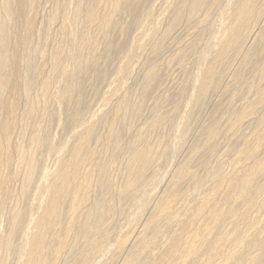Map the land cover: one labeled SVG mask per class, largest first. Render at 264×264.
I'll return each mask as SVG.
<instances>
[{
	"label": "bare ground",
	"instance_id": "bare-ground-1",
	"mask_svg": "<svg viewBox=\"0 0 264 264\" xmlns=\"http://www.w3.org/2000/svg\"><path fill=\"white\" fill-rule=\"evenodd\" d=\"M62 1V0H61ZM81 1V0H80ZM90 1V0H89ZM88 1V2H89ZM101 0H92V2H90L88 4V2L86 1L87 5H85L86 3L82 4V1L80 3H76L77 7L73 10H75L73 12V14L71 12H67V14L71 13L72 14V20L76 21V23L79 21L80 25H76L73 27L68 28L69 32L66 33V35H68L66 42H69V40H71L69 43L72 45L69 47L71 48L68 49L69 51L72 52V59L74 58L75 64H71L69 65L68 63H64V59L61 58V56L58 57H54V61L58 67V72L61 73L62 75H65L66 80L63 83H59V84H54V82L56 80L57 77L53 78L54 82L49 79H44L43 81H41V88H38V90L41 89V93L47 94L46 97H48V95H50V93L53 92V96L55 97V99H57V102H59V104L61 103L62 106H57L54 107L56 109L55 110V117H60V119L62 118L61 116H64L65 118H67L66 121H68V123L72 126V129H76L75 127L79 126L81 127L83 124V120H82V113L81 109L79 110V108L85 103L89 104L87 102V100L85 99V97H83L82 95H78V88L80 86L81 80L80 77L83 75H88L90 73H95L98 75H100L102 72H99V67L97 66V62H98V58L100 57H109V55L107 56L104 52H102V54H98V52L96 51L97 49L95 48V51H88L87 55L84 54V49L88 47L87 44L89 43L90 40L93 39V37H91V25L93 24V28H94V24H97L99 26V28L101 27H108V26H116L118 25V14L120 13L121 15V11H126L129 14H134L136 13V11L138 10V6L144 1V0H105L106 4H100ZM162 1V0H161ZM171 1V0H170ZM169 1V2H170ZM173 4L170 2L169 4L175 5L172 10H171V14H170V20L168 22L167 27H165V33L163 31V36L167 35L166 37H168L170 34V32L172 30H174V28L176 27V25L180 22V19H182V7H184L186 9V16L189 19L192 18H197V15L199 13V11L202 10V7L204 6V4L206 3V0H172ZM208 4L214 6L211 8V6L206 7V12L202 15L201 13V22L203 21H208V19L211 17V9L215 8V6H218V8L216 7L215 10L217 12H220L221 16V20L223 19V17H226L230 20V22L225 25H221L222 27L220 28V32H219V36L216 37V35L214 36L215 38H211V42H209L210 44L207 47V50L202 52L199 54V61L201 63V65L203 64V62L209 57V54H207L208 52L210 53V55L213 57L212 58V62L215 64L219 63V64H223L225 65L224 67H227L226 65L230 62V54H232L233 56L236 55L239 56L240 58L237 59L239 61V63H235L238 65V67L233 68V74L230 76L232 77V83H237V85H245L247 87H249L250 82L248 83L246 80V78H244L245 73H249L250 70L254 67L255 68H259L260 73L264 72V58H261L259 56L256 55V51L257 49H260L262 52H264V28L261 29V27L258 28L257 25L258 24V20L264 19L262 18L263 13H260L261 9H259V5H257V1L260 0H236L235 4L233 5V7H230L231 5H229V3H222L221 0H207V2H209ZM85 2V1H84ZM164 2V1H163ZM230 4L232 3V1H229ZM16 4V8L13 7V4ZM36 3V2H35ZM57 3V2H56ZM150 4V3H149ZM233 4V3H232ZM32 0H0V151L1 150H5L10 141H8L9 137V133L12 129V126L15 122L16 119H14V115L13 112L15 110L16 112V104L18 102V96L23 95V96H28L27 94L30 93V88L31 86H33L34 80H33V72H34V65H32L31 61L34 59L32 56V53L37 52V49H34L32 46V49H30V44L28 46V43H30L31 41V36L28 38L30 32H33V30H36L33 28L32 30V17L30 16V12L32 10ZM61 5V4H60ZM68 5V4H67ZM103 5V6H101ZM142 5V4H141ZM165 5V4H164ZM42 6V5H41ZM57 6V5H56ZM73 6V5H72ZM74 6H76L74 4ZM84 6V7H83ZM207 6V5H206ZM168 7V6H167ZM166 7V8H167ZM60 8V7H59ZM171 8V6H170ZM67 9V8H66ZM38 10V9H37ZM142 10V9H141ZM163 10V9H161ZM214 10V9H213ZM212 10V11H213ZM214 10V11H215ZM62 11V10H61ZM65 11V10H64ZM72 11V9H71ZM147 11V10H146ZM31 12V14H32ZM63 12V11H62ZM151 12V11H150ZM264 12V11H262ZM58 13V11H54V15H52V17H50V19L55 18V15ZM64 13V12H63ZM62 13V14H63ZM142 13V12H141ZM148 13V12H147ZM151 14V13H150ZM219 14V13H218ZM219 14V15H220ZM262 14V15H261ZM45 15V13H44ZM51 15V13L49 14ZM125 15V14H124ZM123 15V16H124ZM144 15V14H143ZM165 15V14H164ZM161 15V16H164ZM69 16V15H68ZM131 16V15H129ZM146 16V15H145ZM148 16V15H147ZM169 16V15H168ZM140 17V16H139ZM144 17V16H143ZM185 17V15H184ZM214 17V16H213ZM57 18V17H56ZM120 18V17H119ZM134 18H136L134 16ZM150 18V16H149ZM163 18V17H162ZM188 18L186 19L187 21ZM225 18V19H226ZM51 19V20H52ZM59 19V18H58ZM122 19V18H121ZM148 19V18H147ZM184 19V20H185ZM220 19V18H219ZM47 22L49 23L48 25H50V21ZM64 20V19H63ZM71 20V19H69ZM68 20V21H69ZM156 20V19H155ZM153 20V21H155ZM194 20V19H193ZM197 20V19H196ZM200 20V18L198 19ZM213 20V19H212ZM211 20V21H212ZM44 21V20H43ZM48 21V20H47ZM54 21V20H53ZM58 21H62L61 19ZM65 21V20H64ZM67 21V22H68ZM150 21V20H149ZM157 21V20H156ZM155 21V22H156ZM167 21V19H166ZM219 21V20H218ZM217 21V22H218ZM223 21V20H222ZM263 21V20H262ZM260 20V22H262ZM57 22V21H56ZM67 22L65 24H67ZM78 22V23H79ZM146 22V21H145ZM144 22V23H145ZM152 22V21H151ZM202 22V23H203ZM35 23V22H34ZM54 24V22H52ZM51 23V24H52ZM60 22H58L59 24ZM122 23V22H121ZM150 23V22H149ZM157 23V22H156ZM160 23V22H159ZM181 23V22H180ZM185 23V22H184ZM193 23V21H192ZM197 23V21H196ZM199 23V21H198ZM200 23V24H202ZM219 23V22H218ZM216 23V24H218ZM223 23V22H222ZM46 24V23H45ZM56 24V23H55ZM62 24V22H61ZM69 24V23H68ZM67 24V25H68ZM72 24V21L71 23ZM74 24V23H73ZM136 24V23H135ZM167 24V23H165ZM200 24H198L200 26ZM204 24V23H203ZM202 24V25H203ZM207 24V23H205ZM214 24V23H213ZM220 24V23H219ZM264 24V23H263ZM75 25V24H74ZM95 25V26H97ZM121 25V24H120ZM119 25V26H120ZM134 25V24H133ZM143 25V24H142ZM145 25H147L145 23ZM154 25V24H153ZM156 25V24H155ZM196 25V24H195ZM208 25V24H207ZM44 26V25H43ZM43 26H41L40 28H42ZM47 26V24H46ZM62 26V25H60ZM60 26L58 27L57 31L59 30ZM66 26V25H65ZM64 26V27H65ZM72 26V25H71ZM118 27V31L119 28ZM144 26V25H143ZM159 26V25H158ZM204 26V25H203ZM219 26V25H218ZM217 26V27H218ZM256 26L257 31H255L254 33H250L251 29H255L254 27ZM13 27H21L20 30H18V32H14V29H12ZM50 27V26H48ZM63 27V26H62ZM113 27L111 28L112 30ZM122 27H124L122 25ZM149 27V25H148ZM147 27V28H148ZM154 27V26H153ZM178 27V26H177ZM183 27V26H182ZM46 27H43V31H45ZM73 28V29H72ZM116 28V27H115ZM125 28V27H124ZM122 28L118 33L123 34L126 30ZM140 28V27H138ZM151 28V27H150ZM158 28V27H156ZM215 28V27H214ZM97 29V28H96ZM95 29V30H96ZM149 29V28H148ZM191 29V28H190ZM203 29V28H202ZM209 29V28H208ZM252 29V30H253ZM105 30V29H103ZM116 30V29H115ZM150 30V29H149ZM211 30V29H210ZM256 30V29H255ZM263 30V31H262ZM16 31V30H15ZM20 31V32H19ZM63 31V30H62ZM93 31V30H92ZM143 31V30H142ZM146 31V30H145ZM157 31V30H156ZM155 31V32H156ZM159 31V30H158ZM198 31V30H197ZM196 31V32H197ZM218 31V30H217ZM35 32V31H34ZM33 32V34H34ZM37 32V31H36ZM101 32V31H99ZM105 32V31H102ZM101 32V33H102ZM108 32V31H107ZM115 32V31H114ZM148 33V31H146ZM151 32V31H150ZM149 32V33H150ZM153 32V31H152ZM151 32V33H152ZM177 32V31H176ZM214 32V31H213ZM117 33V35H118ZM154 33V32H153ZM191 33V32H189ZM208 33V32H207ZM216 33V32H215ZM63 34V33H62ZM94 34V32L92 33V35ZM99 34V33H98ZM104 34V33H103ZM116 34V33H115ZM120 34V36H121ZM138 34V33H137ZM145 34V33H144ZM169 34V35H168ZM199 34V33H197ZM194 34V35H197ZM201 34V33H200ZM45 35V33H44ZM117 35H115L117 37ZM142 35V34H141ZM160 35V34H159ZM212 35V34H211ZM38 36V35H37ZM35 34V37H37ZM41 36V34H40ZM52 36V35H51ZM61 36V34H60ZM63 36V35H62ZM98 36V35H97ZM111 36V35H109ZM125 36V35H124ZM136 36V35H135ZM186 36V35H185ZM210 36V35H209ZM42 37V36H41ZM49 37V36H48ZM103 37V36H102ZM137 37V36H136ZM153 37V36H152ZM165 37V36H164ZM208 37V34H207ZM206 37V38H207ZM211 37V36H210ZM213 37V36H212ZM47 39V37H45ZM57 38V37H56ZM55 38V40H56ZM60 39V37H58ZM65 38V37H64ZM63 38V39H64ZM92 38V39H91ZM95 40L96 37L94 36ZM98 38V37H97ZM121 38V37H120ZM135 38V37H134ZM29 39V40H28ZM38 39V38H37ZM36 39V42H37ZM58 39V40H59ZM111 39V38H110ZM113 39V38H112ZM117 39V38H116ZM124 39V38H123ZM158 39V38H157ZM195 38L192 39V41H194ZM208 39V38H207ZM39 40V39H38ZM106 40V39H105ZM104 40V41H105ZM143 40H146L143 39ZM159 40V39H158ZM189 40V39H188ZM42 41V40H40ZM65 41V40H64ZM100 41V40H99ZM156 41V40H155ZM191 41V38H190ZM189 44V46L185 45V48L182 47L183 50H179L176 53L173 54L172 58L173 59H179L182 58L183 56H185L186 54V50L187 48L191 47L192 44ZM32 42V41H31ZM44 42V41H43ZM46 42V40H45ZM44 42V43H45ZM61 44L62 41L60 40ZM108 42H113L108 40ZM106 42V43H108ZM136 42V41H135ZM138 42V41H137ZM136 42V43H137ZM160 42V40H159ZM158 42V43H159ZM175 42V41H174ZM208 42V41H207ZM38 43V42H37ZM43 43V44H44ZM57 43V42H56ZM91 43V42H90ZM97 43V41H96ZM103 43V42H102ZM105 43V42H104ZM130 43V42H129ZM155 43L154 41L151 43L153 44ZM156 44L159 46V44ZM164 43V42H163ZM42 44V42H41ZM51 44V43H50ZM61 44H59V47L61 46ZM145 44V42H144ZM143 44V45H144ZM149 44V43H148ZM172 44V43H171ZM178 44V43H177ZM186 44V43H185ZM53 45V44H52ZM63 45V44H62ZM93 45V43H92ZM101 45V44H100ZM110 48H114L118 51H121L124 54V58L126 61H124V64L120 65V67L118 68L117 71V78L115 79V81L112 80L111 83H113L114 85L118 82H121V80L123 81V77L128 75L131 67L134 66L132 65L131 67H129V63L128 61H130L131 59H134L132 57L133 53L135 52V50L139 49V47H141V45L139 44H132L130 47H127L123 42H116V43H112L109 44ZM128 45V44H127ZM130 45V44H129ZM142 45V46H143ZM39 46V45H38ZM57 44L55 45V49L57 52V48H56ZM107 46V45H106ZM151 46V45H150ZM149 46V47H150ZM179 46V45H178ZM183 46V45H182ZM203 46V45H202ZM207 46V45H206ZM37 47V46H36ZM45 47V46H44ZM43 47V48H44ZM103 47V46H102ZM144 47V46H143ZM147 47V46H146ZM153 47V46H152ZM149 48L150 50L152 49H156V47L154 48ZM161 47V46H159ZM195 47V46H194ZM193 47V48H194ZM66 48L67 45H66ZM91 48V45L90 47ZM93 48V49H94ZM104 47L103 49L105 50ZM109 48V49H110ZM163 48V47H162ZM180 48V47H179ZM206 48V47H205ZM59 49V48H58ZM108 52L112 51L110 50ZM142 49V48H140ZM154 49V50H155ZM161 49V48H160ZM190 49V48H189ZM201 49V48H200ZM39 50V49H38ZM86 50V49H85ZM90 50V49H89ZM136 50V51H137ZM143 50V49H142ZM151 50V51H152ZM178 50V49H176ZM197 50V49H196ZM54 49H53V53H54ZM102 51V49H101ZM99 50V53L101 52ZM107 51V50H106ZM150 51V52H151ZM56 52H55V56H56ZM58 52H62V51H58ZM57 52V53H58ZM87 52V51H86ZM141 52V50H140ZM53 53L51 55H53ZM68 53V52H67ZM107 53V52H106ZM116 53V51H115ZM196 53V51H195ZM261 53V52H260ZM41 54V52L39 53ZM71 54V53H70ZM138 54V53H137ZM259 54V53H258ZM32 55V60L29 61V56ZM34 55V57H35ZM60 55V54H59ZM208 55V57H207ZM263 55V54H262ZM42 56H43V52H42ZM54 56V55H53ZM137 56V55H136ZM191 56V55H190ZM229 58H228V57ZM30 57V58H31ZM65 57V56H64ZM169 57V56H168ZM51 58V57H50ZM53 58V57H52ZM36 59V58H35ZM67 59V58H66ZM69 59V58H68ZM103 59V58H102ZM102 59H99L100 61ZM108 59V58H107ZM140 59V58H139ZM20 60L22 61V67L20 68ZM166 60V59H165ZM208 60V59H207ZM229 60V61H228ZM36 61V60H34ZM52 61V59H51ZM71 61V62H72ZM169 61V59H168ZM182 61V60H180ZM17 62H19V68L17 67ZM33 62V61H32ZM68 62V61H67ZM108 62V61H107ZM106 61L104 63H107ZM123 62V61H122ZM126 62V63H125ZM128 62V63H127ZM138 62V61H137ZM167 62V60H166ZM170 62H174V60H170ZM177 61H175L176 63ZM36 63V62H34ZM54 64V62H52ZM134 63V62H133ZM152 63V62H150ZM168 63V62H167ZM37 64H39L37 62ZM51 64V63H50ZM100 64V62H99ZM121 64V63H120ZM179 64V63H178ZM230 64H232V61L230 62ZM228 64V65H230ZM52 65V64H51ZM118 65V64H117ZM136 65V63H135ZM162 65V64H161ZM200 65V66H201ZM71 66V68H69ZM157 66V65H156ZM160 66V65H159ZM170 66V64H169ZM198 65V67H200ZM213 65L209 66L208 68L204 69V70H200L198 72V74L196 75V79H195V85H194V91L190 94V96L188 97L189 101L192 102L194 105H202L201 102L203 101L202 99L204 98V96L209 92V90L213 87L216 86V84H218V82H220V80L222 79L221 76L224 73H220L215 71V69L212 67ZM232 66V65H231ZM36 67V66H35ZM38 67V66H37ZM46 67V66H45ZM50 68L52 66H49ZM56 67V66H54ZM56 67V69H57ZM148 67V66H147ZM186 67V66H185ZM202 67V66H201ZM221 67V66H220ZM236 67V66H235ZM40 68V67H39ZM38 68V69H39ZM155 68V66H154ZM190 68V66H189ZM232 68V67H231ZM176 69V68H175ZM200 69V68H199ZM225 69V68H224ZM223 69V70H224ZM227 69V68H226ZM228 69L230 70L229 66ZM40 70V69H39ZM53 70V69H52ZM139 70V69H138ZM143 70V69H142ZM161 70V69H160ZM159 70V72H160ZM53 70V73H55ZM144 71V70H143ZM146 71V68H145ZM144 71V75L143 76L145 78L144 80V84H140L142 87V91L140 98H138V101L136 102V104L131 108V110L133 111H137L138 109H140L141 107V103H143L142 101L144 98V95L149 92V89L151 88V86L153 85L152 83V79L156 76L153 69H151V67L149 66V69H147V71ZM157 71V72H156ZM156 73H159L157 68H156ZM192 71V70H191ZM219 71V70H218ZM249 71V72H248ZM51 72V70H50ZM82 73L80 77H78V73ZM98 72V73H97ZM165 72V71H164ZM38 73V72H37ZM48 73V72H47ZM46 73V75H48ZM189 73V72H188ZM231 73V72H230ZM253 73V72H252ZM257 73V72H256ZM40 74V73H39ZM37 74V75H39ZM52 74V73H51ZM95 74V75H96ZM161 74V73H160ZM163 74V72H162ZM167 74V73H166ZM50 75V74H49ZM48 75V76H49ZM53 75V74H52ZM60 75V74H59ZM91 75V74H90ZM103 75V74H102ZM159 75V74H157ZM168 75V74H167ZM225 75V74H224ZM250 75H253L250 73ZM35 76V75H34ZM54 76V75H53ZM57 76V74H56ZM61 76V75H60ZM59 76V77H60ZM104 76V75H103ZM142 76V75H141ZM226 76V75H225ZM224 76V77H225ZM229 76V74H228ZM22 77V78H21ZM39 77V76H38ZM44 77V76H43ZM83 77V76H82ZM115 77V76H114ZM157 77V76H156ZM187 77V76H186ZM251 77V76H250ZM18 78L22 79V82H19ZM45 78V77H44ZM63 78V76H62ZM128 78V77H127ZM142 78V79H144ZM161 78V77H160ZM185 78V77H184ZM82 79V78H81ZM114 79V78H113ZM126 79V78H125ZM140 78V80H142ZM153 79V81H154ZM159 79V78H158ZM228 79V78H227ZM36 80V79H35ZM39 80V79H38ZM42 80V79H41ZM60 80V79H59ZM58 80V82H59ZM63 80V79H62ZM109 80V79H108ZM139 80V81H140ZM186 80V79H185ZM223 80V79H222ZM261 80V79H260ZM263 80V79H262ZM64 81V80H63ZM86 81V80H85ZM143 81V80H142ZM141 81V82H142ZM159 81V80H158ZM254 81V80H253ZM39 82V81H38ZM61 82V81H60ZM87 82V81H86ZM108 82V81H107ZM116 82V83H115ZM226 82V80H225ZM255 82V81H254ZM253 82V83H254ZM125 82H123L124 84ZM143 83V82H142ZM157 83V82H156ZM230 83V82H229ZM239 83V84H238ZM228 84V82H227ZM35 85V84H34ZM39 86V84H37ZM232 85V84H231ZM252 85V84H251ZM250 85V86H251ZM256 85V84H255ZM52 86L55 87V89L52 90ZM117 86V87H116ZM115 89L117 90L118 88V84H116ZM121 86V85H120ZM136 86V85H135ZM154 86V85H153ZM157 86V85H156ZM253 86V85H252ZM40 87V86H39ZM113 87V88H114ZM125 87V86H124ZM184 87V86H183ZM257 87V86H256ZM36 88V87H35ZM34 88V89H35ZM112 88V94L115 91ZM122 88V87H121ZM120 88V90H121ZM127 88V87H126ZM228 88V86H227ZM226 88V89H227ZM236 88V87H235ZM263 88V87H262ZM33 89V90H34ZM192 89V88H190ZM253 89V88H252ZM30 90V91H29ZM32 90V91H33ZM153 90V89H152ZM150 90V91H152ZM155 90V89H154ZM189 90V89H188ZM212 90V89H211ZM210 90V91H211ZM232 90V89H231ZM238 90V89H235ZM5 91H10L12 92L15 96V98H13L12 100L8 101H3V99L5 98L4 92ZM36 91V90H35ZM225 91V90H224ZM6 92V94H7ZM139 92V93H140ZM217 92V91H216ZM220 92V91H219ZM228 92V91H227ZM234 94V91H232ZM242 92V91H241ZM250 92V91H249ZM9 93V92H8ZM35 93V92H33ZM38 93V91H37ZM83 93V92H82ZM104 93V92H103ZM118 93V92H117ZM10 94V93H9ZM36 94V93H35ZM111 94V93H110ZM115 94V93H114ZM134 94V93H133ZM161 94V93H160ZM241 94V93H240ZM249 94V93H248ZM11 95V94H10ZM33 95V94H32ZM173 95V94H172ZM189 95V94H188ZM212 95V94H211ZM9 96V95H8ZM12 96V97H13ZM34 96V95H33ZM32 96V97H33ZM36 96V95H35ZM43 96V94H42ZM87 96V95H85ZM146 96V95H145ZM164 96V95H163ZM186 96V95H185ZM214 96V95H213ZM219 96V95H218ZM242 96V95H241ZM247 96V95H246ZM244 96V97H246ZM255 96V95H254ZM4 97V98H3ZM7 97V96H6ZM30 99V96H28ZM39 97V95H38ZM37 97V98H38ZM41 97V96H40ZM106 97V96H105ZM167 97V96H166ZM172 97V96H171ZM210 97V96H209ZM229 97V96H228ZM21 98V97H20ZM24 99H26L25 97H23ZM35 97H33L34 100ZM104 98V97H103ZM119 98V97H118ZM156 98V97H155ZM232 98V97H231ZM252 98V97H251ZM45 99V98H44ZM51 99V98H50ZM130 99V98H129ZM133 99V98H132ZM158 99V98H157ZM187 99V97H186ZM211 99V97H210ZM225 99V98H224ZM248 99V98H247ZM39 100H41L42 102V98H39ZM37 100V101H39ZM54 100V98H53ZM103 100V103H101V106H105V101L106 99H101ZM125 100L128 99H124L121 98V100L119 102H117V107L116 110L117 111H121L123 110L124 112H127L128 110V106ZM156 100V99H155ZM163 100V99H162ZM214 100V99H213ZM230 100V99H229ZM239 100V99H238ZM31 101V100H30ZM29 101V103H30ZM52 101V100H51ZM49 101V102H51ZM56 101V100H54ZM116 101V100H115ZM187 101V100H186ZM211 101V100H210ZM255 103L253 104H262L264 106V90L262 89H257L256 91V100H254ZM22 102V101H21ZM34 102V101H32ZM40 102V103H41ZM132 102V100H131ZM135 102V101H133ZM154 102V101H153ZM161 102V101H160ZM246 102V100H245ZM45 103V102H44ZM52 103V102H51ZM50 103V104H51ZM184 103V102H183ZM204 103V102H203ZM26 104V103H25ZM33 104V103H31ZM38 104V103H37ZM60 104V105H61ZM251 104V101H250ZM27 105V104H26ZM30 105V104H29ZM28 105V106H29ZM39 105V104H38ZM41 105V104H40ZM45 105V104H44ZM49 107V104H47ZM67 105H71L74 108L71 110H68L66 107ZM83 105V106H84ZM188 105V104H187ZM204 105V104H203ZM216 105V104H215ZM218 105V104H217ZM234 105V104H233ZM261 105V106H262ZM56 106V105H54ZM82 106V107H83ZM99 106V105H98ZM100 106V107H101ZM256 106V105H255ZM260 106V107H261ZM36 107V104H35ZM47 107V106H46ZM46 107H44V109H46ZM70 107V106H69ZM81 107V108H82ZM101 107V108H103ZM182 107H184L182 105ZM187 107V106H186ZM214 107V105H213ZM257 107V106H256ZM39 108V107H38ZM84 108V107H83ZM185 108V107H184ZM231 108V106H230ZM229 108V109H230ZM233 108V107H232ZM36 109V108H35ZM35 109H33L35 112ZM51 109V108H50ZM97 109V108H96ZM100 109V108H99ZM98 109V110H99ZM151 108H149L150 110ZM170 109V108H168ZM182 109V108H181ZM190 109V108H189ZM216 108L214 107V110ZM243 109V108H242ZM259 109V107H258ZM26 110V108H25ZM47 110V109H46ZM53 110V111H54ZM102 110V109H100ZM184 109H182L183 112ZM227 110V109H226ZM245 110V109H244ZM262 110V109H260ZM21 111V110H20ZM40 111V110H39ZM44 110H41L40 112H42ZM80 111V112H79ZM115 111V112H117ZM121 111V112H123ZM140 111V110H139ZM162 111V110H161ZM191 111V109H190ZM195 110H193L194 112ZM225 111V110H224ZM236 111V110H235ZM255 108L253 105H248L247 110L239 113L237 115V120H242L243 117L250 113V115L253 113L255 114ZM263 111V112H262ZM261 114H258L257 116L255 115L253 119H251L249 125L246 124L244 126V129H242L240 131V129H238L235 125H232L231 131L232 135H233V140H231V142H240V146L238 145V147L234 150H231L232 152V161L230 162L231 167L233 166L234 168H237L238 166L241 167L243 165V162L245 160H252L254 161V164L252 165L251 168L245 170V172H241V173H237V174H229V173H225L221 171V168L219 167L216 171L207 173V176L209 178L215 179V181L210 184L209 186H204L203 187V191H205V193L203 194V197L201 198V196H198V192L194 193L193 195L191 194V201L193 203V205H195L194 210H191L192 212H189L188 214L185 215L184 213V217L180 218V215H178L176 212L172 213V211H169V206L171 205V199H172V193L171 190L168 187H166L165 190H160V194L158 193V195H160L158 198V202L156 201L155 204H153L154 206L156 205V214L152 215L151 218H149V220L144 223L143 226H140L142 229V231H140L141 235L137 236L136 241L134 242V244L131 248V246H129V248H131V250L129 251L128 254H126V257L124 258L123 263L124 264H232V263H237V264H246L247 262H251L254 261L258 256H252V257H247L244 256V252L245 249L247 250V246L249 245V243H253V241L257 242V249L259 251V253H264V237L260 239V235L258 234V232L250 229V232L248 231L244 233L246 235L241 236V230H243L242 228V223L241 221H239V219H233V215H235L237 212V206L239 205V203L242 201L246 202L248 205L247 207H253L255 208V202H254V196H253V192L255 191V189H258L257 187H259V189L262 187H260L261 184H259V186H257V181L260 178H264V157H258V153H260L261 151L264 153V130L262 133H256L258 131H256V135L253 136V139L247 140V137L253 133L254 129L257 127H261L264 129V110H262ZM27 112L25 114V116L29 115L28 118L30 117V115L32 114V109H29L28 111H24ZM102 112V111H100ZM99 114L101 115L102 113ZM120 112V113H121ZM142 112V111H141ZM140 112V113H141ZM149 112V111H148ZM226 112V111H225ZM258 112V111H257ZM256 112V113H257ZM48 113V111H47ZM95 113V112H94ZM93 113V114H94ZM104 113V112H103ZM128 113V112H127ZM134 113V112H133ZM132 113V114H133ZM214 113V112H213ZM217 113V112H216ZM220 113V111H219ZM23 114V112H22ZM115 114V113H114ZM117 114V113H116ZM124 114V113H123ZM126 114V113H125ZM131 114V113H130ZM137 114V113H136ZM222 114V113H221ZM226 114V113H225ZM229 114V112H228ZM39 115V112H38ZM44 115V114H41ZM103 115V114H102ZM129 113L127 114L128 117ZM135 115V113H134ZM157 115V113H156ZM154 115V119L155 116ZM161 115V112H160ZM172 115V114H171ZM214 115V114H213ZM233 115V114H232ZM249 116V117H253V116ZM24 116V115H23ZM34 116V115H33ZM32 116V117H33ZM96 116V115H95ZM116 116V115H115ZM120 116H122V114H120ZM138 116V115H137ZM184 116V115H183ZM195 116V115H194ZM216 116V115H214ZM226 116V115H225ZM18 117H20L18 115ZM22 117V115H21ZM36 117V116H35ZM44 117V116H43ZM92 117V115H91ZM90 117V118H91ZM103 117V116H102ZM185 117V116H184ZM207 117V116H206ZM213 117V116H212ZM228 117V116H227ZM226 117V118H227ZM246 118H249L247 116H245ZM16 118V115H15ZM26 119V117H24ZM65 118H62L63 120H65ZM122 118V117H121ZM161 116L158 115V117H156L155 121L156 122L158 119H160ZM33 119V118H32ZM47 119V117H46ZM59 119V120H60ZM61 119V120H62ZM85 119V118H84ZM92 119V118H91ZM105 119V118H104ZM135 119V118H134ZM162 119V118H161ZM207 119V118H206ZM29 119H27L28 121ZM35 120V118H34ZM33 120V121H34ZM53 120V118H52ZM62 120V121H63ZM94 120V119H93ZM18 121V120H17ZM49 121V120H48ZM51 121V120H50ZM86 121V120H85ZM91 121V120H90ZM100 121V120H99ZM137 121V120H136ZM144 121V120H143ZM151 121V120H150ZM176 121V120H175ZM182 121V120H181ZM20 122V121H19ZM24 123H26L25 121H23ZM29 122V121H28ZM37 122V121H36ZM45 122V121H44ZM102 122V121H101ZM100 122V123H101ZM126 122V121H125ZM135 122V121H134ZM159 122V121H158ZM161 122V121H160ZM231 122V121H230ZM247 121L243 122L246 123ZM52 123V122H51ZM57 123L59 124V122L57 121ZM87 124V122H85ZM90 123V122H89ZM88 123V124H89ZM98 123V122H97ZM110 123V122H109ZM131 123V122H130ZM148 123V122H147ZM146 123V125H147ZM167 123V122H166ZM170 123V122H168ZM167 123V124H168ZM178 123V122H176ZM190 123V122H189ZM196 123V122H195ZM16 124V123H15ZM29 124V123H28ZM54 124V123H53ZM87 124V125H88ZM121 124V123H120ZM127 124V123H125ZM129 124V122H128ZM154 124V123H153ZM157 124V123H156ZM182 124V123H181ZM205 124V123H204ZM218 123H216L214 120L209 121L208 123H206L203 128L201 129L200 132V137L199 140L197 139V143L194 144L195 147V156H199V157H205V154L203 152V149L205 147V149H207L206 153H207V157L209 156L208 154H211L213 152V150L215 151L216 145H217V139L219 140V136L218 135ZM222 124V123H221ZM220 124V125H221ZM227 124V123H226ZM235 124V122H234ZM241 124V122L239 123ZM25 125V124H24ZM40 125V123H39ZM45 125V124H44ZM57 125V124H56ZM55 125V126H56ZM64 125V123L62 124ZM145 125V124H144ZM149 125V124H148ZM165 125V124H164ZM184 125V123H183ZM189 125V124H188ZM194 125V124H193ZM243 125V124H242ZM23 126V125H22ZM67 126V125H66ZM84 126V124H83ZM110 126V125H109ZM127 126V125H126ZM131 126H133L131 124ZM130 126V127H131ZM141 126V124L139 125ZM155 126V125H154ZM153 126V127H154ZM179 126V125H178ZM182 126V125H181ZM27 126L24 127V129ZM38 127V126H37ZM37 127L34 128L37 130ZM58 127V126H57ZM60 127V126H59ZM77 127V128H79ZM96 127L97 125L94 123H91L90 125L84 127V129L80 132H73L70 129V133L72 131V136H73V141L71 138V149L66 152V147L68 150V146H69V141L67 140V138H64V141L62 140L61 144L59 142V144L57 143V145L60 146H55L54 143L50 140H42L40 139L41 137L39 136V134H36V137L33 138L30 141L33 142V146L34 148H44L47 153H52L51 155H53L54 153V157L52 160V166H54L55 168H51L50 166V170L48 167L49 166H43L42 168L40 167V175L38 174V181H37V189L36 192L38 195V198L36 197L37 195L34 194L35 198H37L38 200H34L31 201L32 203H34L33 205H35V207L37 206H41L43 207L42 210L34 216L33 215H28L26 214L24 211L20 210V208L18 209H13V206H16V204L12 205L10 208L12 210V212L10 213V229L9 232L7 233V231L3 234L2 232H0V250L2 253L6 252L9 255H16V259L15 261L18 264H55L57 261V257H58V253L60 250H62L61 248L64 246L63 245V237H64V233L68 234L69 232H72V226H73V217L74 214L79 210L80 208V204L85 200V197L83 195V193L81 191L85 190L86 187L88 186L85 181H76L79 170L81 169L80 167L83 165V163L86 161L87 157L84 155V153H82V146L84 147V144L89 141V139L97 132H96ZM100 127V125L98 124V128ZM117 127V126H116ZM125 127V126H124ZM128 127V126H127ZM150 127V126H149ZM147 127V129L149 128ZM152 127V125H151ZM152 127V128H153ZM156 127V126H155ZM183 127V126H182ZM48 128V127H47ZM55 128V127H54ZM53 128V130H54ZM83 128V127H82ZM176 128V127H175ZM184 128V127H183ZM243 128V127H242ZM101 129V128H100ZM99 129V131H100ZM106 129V128H105ZM174 129V128H173ZM194 129V128H193ZM227 129V128H226ZM18 130V129H17ZM67 130V129H66ZM65 130V131H66ZM77 130V129H76ZM112 130H115L114 128H112ZM122 130V129H121ZM126 130V129H125ZM129 130V128H128ZM151 130V129H150ZM184 130V129H183ZM229 130V129H228ZM227 130V131H228ZM262 129H260L261 132ZM23 132H25L24 130H22ZM59 131V130H58ZM75 131V130H74ZM98 131V130H97ZM118 131V130H117ZM140 131V130H139ZM146 131V129H145ZM156 131V130H155ZM191 131V130H190ZM19 132V131H18ZM32 133H34L33 131H31ZM38 132V131H37ZM42 132V131H41ZM55 132V131H53ZM110 132V129H109ZM120 132V131H119ZM118 135L115 131V134L111 133V137L113 139V143L116 140L117 136H121ZM129 132V131H128ZM143 132V131H142ZM150 132V131H149ZM160 132V131H159ZM177 132V131H176ZM17 133V132H16ZM39 133V132H38ZM45 133V132H43ZM59 133V132H58ZM69 133V134H70ZM107 133V132H106ZM180 133V132H179ZM55 134V133H54ZM67 134V133H64ZM122 134V133H121ZM140 134V133H139ZM138 134V135H139ZM150 134V133H149ZM169 134V133H168ZM181 134V133H180ZM190 134V133H189ZM198 134V133H197ZM11 135V134H10ZM17 135V134H16ZM19 135V134H18ZM21 135V134H20ZM25 135V134H24ZM35 136V133L33 134ZM43 135V134H42ZM47 135V134H46ZM51 135V134H50ZM48 135V137L50 136ZM109 135V134H108ZM134 135V134H133ZM132 135V136H133ZM137 135V134H136ZM177 135V134H176ZM183 135V134H182ZM31 136V135H30ZM29 136V137H30ZM140 136V135H139ZM142 136V135H141ZM9 137V138H8ZM13 137V136H12ZM47 137V136H46ZM66 137V136H65ZM68 137V136H67ZM71 137V134L69 136V138ZM96 137V136H95ZM94 137V138H95ZM108 137V136H107ZM158 137V136H157ZM180 137V136H179ZM186 137V136H185ZM217 137V138H216ZM24 138V137H23ZM27 138V137H26ZM43 138V137H42ZM148 138V137H147ZM146 138V139H147ZM173 138H175L173 136ZM172 138V139H173ZM182 138V137H181ZM180 138V139H181ZM17 139V138H16ZM21 139V137H20ZM47 139V138H45ZM55 139V137H54ZM108 139V138H107ZM111 139V141H112ZM118 139V138H117ZM123 139V138H122ZM176 139V138H175ZM178 139V138H177ZM186 139V138H185ZM183 139V140H185ZM18 140V139H17ZM57 140V139H56ZM92 140V139H91ZM120 140V139H119ZM143 140V139H142ZM21 141V140H20ZM28 141V140H27ZM93 141V140H92ZM110 141V143H111ZM136 141V140H135ZM134 141V143H135ZM171 141V140H170ZM174 141V140H173ZM172 141V142H173ZM17 142V141H16ZM29 142V141H28ZM27 142V143H28ZM69 142V143H68ZM116 142V141H115ZM128 142V141H127ZM138 142V141H137ZM162 142V140L160 141V143ZM178 142V141H177ZM183 142V141H182ZM236 144H239V143ZM132 143V142H131ZM132 143V144H134ZM176 143V142H175ZM174 143V144H175ZM230 143V142H229ZM16 144V143H15ZM18 144V143H17ZM88 144V142H87ZM119 143L114 145H118ZM130 144V143H129ZM193 144V143H192ZM219 144V143H218ZM235 144V143H234ZM31 145V144H30ZM112 145V144H111ZM110 145V146H111ZM137 145V144H136ZM169 145V144H168ZM182 145V144H181ZM190 145V144H189ZM203 148L202 151H200L199 148L200 147ZM221 145V144H220ZM15 146V145H14ZM20 146V145H19ZM87 145L85 144V147ZM109 146V145H108ZM119 146V145H118ZM133 146V145H132ZM131 146V147H132ZM172 146V145H171ZM174 146V145H173ZM203 146V147H202ZM230 146V145H229ZM12 147V146H11ZM23 147V146H22ZM128 147V146H127ZM232 147V146H231ZM17 148V146L15 147ZM30 148V147H28ZM87 148V147H86ZM135 148V147H133ZM131 148V149H133ZM140 148V146H139ZM163 148V147H162ZM171 148V147H170ZM177 148V147H176ZM189 148V147H187ZM229 148V147H228ZM226 148V149H228ZM14 149V147H13ZM21 149V148H20ZM19 149V150H20ZM32 149V148H31ZM37 149V150H38ZM88 149V148H87ZM97 149V148H96ZM116 149V146H115ZM204 149V150H205ZM16 150V149H15ZM43 150V152L45 151ZM65 150V154L64 155H59L61 154V151ZM85 149L83 148V151ZM95 150V149H94ZM120 150V149H119ZM125 150V149H124ZM159 150V149H158ZM161 151L163 149H160ZM192 150V149H191ZM17 151V150H16ZM15 151V152H16ZM22 151V149L20 150ZM25 151V150H24ZM117 150H115L116 152ZM128 151V150H127ZM131 151V150H129ZM159 152L156 150H154L152 147L146 145L140 149L137 150H132L131 153H129V158L126 162L125 165V177L123 179V182H121V186L118 189V196L120 200H127L128 199H133L135 200L138 210L136 211V213L133 215L134 219H136L138 222L139 220L135 217V216H139L140 215V211L144 210L143 208H145L146 206H149L148 204H150V202H148L147 200L149 199L150 194V185H146V189H142V185L144 184V181L147 182V178L149 177L148 174L146 173H151L149 171V169L152 166H156V164L160 163V158H161V153L163 152ZM174 152V148L172 150ZM177 151V150H176ZM225 151V150H224ZM13 152V150H12ZM29 152V151H28ZM28 152H26V156L29 155ZM42 152V153H43ZM59 152V153H58ZM85 152V151H84ZM87 152V151H86ZM96 152V151H95ZM94 152V153H95ZM171 152V151H170ZM187 152V151H186ZM194 152V151H193ZM192 152V153H193ZM228 152L231 155V152L228 150ZM19 153V151H18ZM23 153V152H22ZM33 153V152H31ZM30 153V157H32ZM58 155H57V154ZM89 153V152H88ZM92 153V154H94ZM97 153V152H96ZM99 153V152H98ZM107 153V152H106ZM118 154L119 151L117 152ZM188 153V152H187ZM191 153V154H192ZM9 154V153H8ZM20 154L18 155V158H20ZM56 154V155H55ZM115 153H113L112 155H114ZM178 154V152H177ZM189 154V153H188ZM190 154V155H191ZM5 155V154H4ZM34 155V154H33ZM38 155H39V151H38ZM50 155V156H51ZM170 155V154H169ZM189 155V156H190ZM227 155V154H224ZM10 156V155H9ZM15 156V155H14ZM25 156V157H26ZM89 156V155H88ZM172 156V155H171ZM177 156V155H176ZM187 156V155H186ZM229 156V155H228ZM264 156V155H263ZM22 157V154H21ZM29 157V160H31L29 162L28 160V165L27 168L23 169L26 171L24 180H23V185L22 187L20 186L19 188H22V192L23 197L25 198L26 196L29 195V188L32 186L33 184L32 179L34 178L33 175L35 173V171L37 172V162H36V158L34 157L33 160ZM52 157V156H51ZM50 157V158H51ZM91 157V156H90ZM116 157V156H114ZM210 157V156H209ZM8 156L5 157L3 159V161L5 160L4 164L7 163L8 161ZM16 158V157H15ZM48 158V157H47ZM110 158V157H108ZM113 158V156L111 157ZM174 158V157H173ZM230 158V156H229ZM26 159V158H25ZM28 159V157H27ZM196 159V158H195ZM224 159V158H223ZM42 160V159H41ZM40 160V161H41ZM92 160V158H91ZM108 160V159H107ZM110 160V159H109ZM201 160V159H200ZM204 160H206L204 158ZM230 160V159H229ZM1 161V160H0ZM19 161V159H18ZM38 161V160H37ZM166 161V160H165ZM22 162V160H21ZM27 162V161H25ZM24 162V163H25ZM44 162V161H43ZM87 162H89L87 160ZM86 162V163H87ZM94 162V161H93ZM107 162V161H106ZM191 162V158L187 159L185 162L181 163L176 170L172 173V175L170 176V185H180V183L182 184V179L184 178L185 175H188V180H189V176L192 174H190L191 172L189 171V167ZM228 162V161H227ZM11 163V162H10ZM16 163V162H14ZM41 163V162H39ZM47 163V162H46ZM90 163V162H89ZM105 163V162H104ZM174 163V162H173ZM222 163V161H221ZM18 164V163H17ZM20 164V161H19ZM91 164V163H90ZM89 164V165H90ZM103 164V163H102ZM172 164V163H171ZM193 164V163H192ZM220 164V163H219ZM6 165V164H5ZM110 165V164H109ZM164 165V164H163ZM170 165V163H169ZM221 165V164H220ZM223 165V164H222ZM229 165V164H228ZM227 165V166H228ZM8 166V165H6ZM25 166V164L23 165V167ZM154 166V167H155ZM177 166V164H176ZM10 167V166H9ZM18 168V166H16ZM26 167V166H25ZM86 167V166H85ZM113 167V166H111ZM7 168V167H6ZM83 168V167H82ZM109 168V166H108ZM106 167V163L105 165H100L99 169L97 170L98 172V176H99V183L98 186L101 187L102 189H109L110 187V182L108 181V173H110L108 169ZM248 168V167H247ZM1 169V168H0ZM4 169V168H3ZM97 168H95L94 170L96 171ZM153 169V168H152ZM151 169V170H152ZM171 169V168H170ZM239 169V168H238ZM88 170V169H87ZM84 172V175L86 173V171ZM91 170V168H90ZM168 170V169H166ZM235 170V169H233ZM237 170V169H236ZM244 170V169H243ZM93 171V170H92ZM149 171V172H148ZM157 171V170H156ZM169 171V170H168ZM231 171V169H230ZM241 171V170H240ZM3 172V171H2ZM23 172V171H22ZM190 172V173H189ZM15 173V172H14ZM13 173V174H14ZM89 173V172H88ZM96 173V174H97ZM153 173V172H152ZM155 173V172H154ZM159 173V172H157ZM156 175H152V177L149 179L150 180V184L153 185V189L155 188V185L158 184V182H162L160 181V179L162 180V178L160 176ZM163 173V172H162ZM2 174V173H1ZM4 174V172H3ZM36 174V173H35ZM122 174V173H121ZM161 174V173H160ZM166 175V173H163ZM161 174V175H163ZM8 175V174H7ZM37 175V174H36ZM146 175L148 177H146ZM151 175V174H150ZM159 175V174H158ZM16 176V175H15ZM23 176V174H22ZM82 176V175H81ZM90 177V175H88ZM164 177V176H162ZM204 177V176H202ZM7 178V177H6ZM5 178V179H6ZM22 178V177H21ZM81 178V177H79ZM87 178V175H86ZM200 178V177H199ZM198 178V179H199ZM209 178H207L209 180ZM84 179V178H83ZM89 179V178H88ZM165 179V178H163ZM35 180V179H34ZM33 180V183H35ZM85 180V179H84ZM98 180V179H97ZM187 180V178H186ZM12 181V180H11ZM121 181V179L119 180ZM200 181V180H199ZM261 181V180H260ZM184 182V180H183ZM226 182L227 183V189L225 190V192L221 193L222 194V199H223V205H226L225 208H223V206L219 207L217 206V204L215 203V199L218 196L220 189H221V185L222 183ZM264 182V181H263ZM8 183H9V179L7 181L0 179V206H2L5 201L7 200V198L12 195L9 196V189H8ZM94 183V182H93ZM114 183V182H113ZM112 183V184H113ZM149 183V182H148ZM191 183V181H190ZM21 184V183H20ZM30 184H32V186H30ZM89 184V182H88ZM193 184V183H192ZM199 184L201 185V183H197L196 184V191L198 189V191L200 190ZM264 185V184H262ZM261 185V186H262ZM30 186V187H29ZM34 185V187H36ZM94 186V185H93ZM97 186V185H96ZM144 186V187H145ZM161 186V185H160ZM170 186V187H171ZM184 186H185V182H184ZM201 186V189H202ZM256 186V187H255ZM116 187V186H115ZM255 187V188H254ZM264 187V186H263ZM149 188V189H148ZM163 188V187H162ZM223 188V187H222ZM159 189V188H158ZM164 189V188H163ZM180 189V188H179ZM21 190V189H20ZM35 190V188L33 189ZM113 190V189H112ZM157 190V189H156ZM190 190V189H189ZM87 191V189L85 190ZM94 191V190H93ZM163 191V193H162ZM173 191V190H172ZM192 191V190H191ZM202 191V193H203ZM223 191V190H222ZM80 192L82 194H80ZM95 192V191H94ZM109 192V191H108ZM189 192V191H188ZM195 192V191H194ZM31 193V192H30ZM115 193V192H114ZM156 193V192H155ZM187 193V192H186ZM86 194V193H85ZM98 194V193H97ZM109 194V193H108ZM200 194V193H199ZM17 195V194H16ZM19 195V193H18ZM88 195V194H87ZM202 195V194H201ZM33 196V197H34ZM86 196V195H85ZM184 197V196H183ZM188 197V196H187ZM197 197L201 198V199H197ZM220 197V195L218 196ZM217 197V198H218ZM19 198V197H18ZM27 198V197H26ZM109 198V197H107ZM118 198V197H116ZM157 198V196L155 197ZM190 198V197H189ZM152 199V198H151ZM154 199V198H153ZM176 199V198H175ZM15 200V199H13ZM93 200V199H92ZM133 200V201H134ZM183 200V199H182ZM186 200V199H185ZM30 201V200H29ZM124 201V202H125ZM126 201V202H127ZM151 201V200H150ZM154 201V202H155ZM221 201V200H220ZM134 202V203H135ZM148 202V203H147ZM187 202V201H186ZM217 202V201H216ZM8 203V201H7ZM20 203V202H19ZM18 203V204H19ZM29 203V202H28ZM67 203V205H66ZM85 203V202H83ZM90 203V202H89ZM120 203V201H119ZM153 202H151L152 204ZM177 203V202H176ZM185 203V202H184ZM27 204V203H26ZM180 204V203H179ZM189 204V203H188ZM259 204V203H258ZM22 205V204H21ZM25 205V204H24ZM29 205V204H28ZM87 205V204H86ZM173 205V202H172ZM209 205L210 206V210H209V215L208 217H206L204 220H202L201 222H197V220L200 218V215L202 214V211L207 208ZM221 205V204H220ZM115 206V205H114ZM190 206V205H189ZM192 206V205H191ZM3 207V206H2ZM28 207V206H27ZM30 207H32L30 205ZM40 207V209H41ZM243 207V206H242ZM261 207V206H259ZM5 208V207H4ZM9 208V207H8ZM33 208V207H32ZM120 208V207H119ZM122 208V207H121ZM149 208V207H148ZM182 208V207H181ZM3 209V208H2ZM37 209V208H36ZM147 209V207L145 208ZM185 209V208H184ZM8 210V209H7ZM6 210V211H7ZM24 210V208H23ZM29 210V209H28ZM33 210V209H32ZM39 210V208H38ZM136 210V208L134 209ZM149 210V209H148ZM177 210V209H176ZM256 210V209H255ZM30 211V210H29ZM146 211V210H145ZM144 211V212H145ZM154 211V209H153ZM174 211V210H173ZM179 211V210H178ZM185 211V210H184ZM248 211V210H247ZM246 211V212H247ZM260 211V210H259ZM8 212V211H7ZM114 208L112 203L108 200V201H102V200H95L92 202V204H90L89 206H86L82 208L81 213V217L78 216L77 217V221H78V226L77 229L74 230L75 233V243H73V246L71 247V249L68 251H78L76 250L77 248L79 249L81 247V255L79 256V259L77 262V264H104L103 260L100 261V259L104 258L105 256L109 255L110 251H111V247L112 244L109 246L107 239L110 237H108V233L106 228H103V226L105 227L111 222V217L114 215ZM140 212V213H139ZM120 213V212H119ZM130 213V212H129ZM139 213V215H138ZM68 214L69 218V226L67 224V226H65V228H63V233L59 234L57 237H55L53 234V236L57 239L55 240V243L57 241V244L54 246L55 249L50 250L52 248H49L47 245V240L46 238L48 236V233H50L49 231L53 228H55L56 226L59 227L61 226L63 216ZM149 214V213H148ZM183 214V213H182ZM242 214V213H240ZM77 215V214H75ZM116 215V214H115ZM129 215V214H128ZM132 215V214H131ZM144 215V213H143ZM4 216V214H3ZM8 216V215H7ZM120 216V215H119ZM236 216V215H235ZM2 217V216H0ZM6 217V216H5ZM140 217V216H139ZM78 218H80V220H78ZM243 218V217H242ZM241 218V219H242ZM75 219V217H74ZM111 219V220H110ZM143 219V217H142ZM147 219V218H146ZM244 219V218H243ZM264 219V218H263ZM107 220H110L109 222ZM4 221V220H3ZM6 221V220H5ZM8 221V220H7ZM107 221L106 225H103V223ZM141 221V220H140ZM143 221V220H142ZM264 221V220H263ZM1 222V221H0ZM72 222V223H71ZM129 222V221H128ZM133 222V221H132ZM135 222V221H134ZM112 223V222H111ZM114 223V222H113ZM137 223V222H136ZM24 224V225H23ZM26 224V226H25ZM31 224V228L33 231L30 232V234L27 236L28 239L24 238V232H28L27 228L28 225ZM65 224V225H66ZM105 224V223H104ZM138 224V223H137ZM225 224H230L231 228L228 229L230 232L229 233H220V229L224 228ZM258 224V223H257ZM7 225V224H6ZM59 225V226H58ZM63 225V224H62ZM103 225V226H101ZM111 225V224H110ZM134 225V224H133ZM178 226L177 230H174L175 232L172 235L171 239L168 241L166 247H161L162 243L159 244V237L162 233V228L167 229L168 231L170 229H172L173 226ZM263 225V224H262ZM114 226V225H113ZM245 226V225H243ZM62 227V226H61ZM228 227V226H227ZM6 228V227H5ZM4 228V229H5ZM222 228V229H223ZM247 228V227H246ZM250 228V227H249ZM256 228V227H255ZM260 227H258L259 229ZM56 229V228H55ZM115 229V228H114ZM133 229V228H132ZM175 229V228H174ZM257 229V230H258ZM2 230V228H1ZM29 230V229H28ZM118 230V228H117ZM224 230V229H223ZM260 230V229H259ZM30 231V230H29ZM171 231V230H170ZM191 231V232H190ZM25 232V233H26ZM190 232V234H189ZM260 232V231H259ZM115 233V232H114ZM166 233V231H165ZM186 233H188L189 236H186ZM261 233V232H260ZM57 234V233H56ZM117 234V233H116ZM73 235V236H74ZM110 235V232H109ZM113 235V234H112ZM113 237V236H112ZM111 237V238H112ZM129 237V236H128ZM16 239H20V241H16L17 243L15 244V240ZM48 239V238H47ZM128 239V238H127ZM51 240H53L51 238ZM53 240V241H54ZM123 240V239H122ZM121 240V241H122ZM66 241V240H64ZM120 241V242H121ZM50 242V241H49ZM74 242V241H73ZM123 242V241H122ZM161 242V241H160ZM167 242V241H166ZM255 242V243H256ZM111 243V241H110ZM113 243V242H112ZM50 244V243H49ZM121 244V243H120ZM53 245V244H52ZM63 245V246H62ZM118 245V244H117ZM129 245V243H128ZM51 246V245H50ZM122 247V245H120ZM52 247V246H51ZM226 247H229L231 251H227V253H225L224 249ZM116 248V247H115ZM128 248V247H127ZM153 248H155V252L152 250ZM164 248V249H163ZM128 251V250H127ZM61 252V251H60ZM67 252V254L69 255V253ZM1 253V254H2ZM113 253V252H112ZM5 254V253H4ZM4 254H2V257L4 256ZM6 254V255H7ZM71 254V253H70ZM125 254V252H124ZM123 254V255H124ZM220 254L221 255V260L219 261V263L217 262L216 259V255ZM13 255V256H14ZM113 256V255H112ZM180 258V262L179 263H175L174 260L175 257ZM1 255H0V259H2ZM60 257V256H59ZM8 258V257H7ZM69 258V257H68ZM71 258V257H70ZM106 258V257H105ZM108 258V257H107ZM116 257H114L115 260ZM177 258V260H179ZM203 259L202 263H199L200 259ZM9 259V258H8ZM12 259V258H10ZM23 259V260H22ZM63 259H65L63 257ZM73 259V258H72ZM75 259V256H74ZM260 259V258H259ZM113 260V261H114ZM117 260V258H116ZM249 260V261H248ZM59 261V260H58ZM72 261V260H71ZM75 261V260H74ZM72 261V262H74ZM112 261V262H113ZM10 262V261H9ZM70 262V261H69ZM68 262V264H70ZM108 262V260H107ZM111 262V261H110ZM177 262V261H176ZM1 263V262H0ZM12 263V261H11ZM62 264V263H61ZM72 264V263H71ZM74 264V263H73Z\"/></svg>",
	"mask_w": 264,
	"mask_h": 264
},
{
	"label": "rangeland",
	"instance_id": "rangeland-1",
	"mask_svg": "<svg viewBox=\"0 0 264 264\" xmlns=\"http://www.w3.org/2000/svg\"><path fill=\"white\" fill-rule=\"evenodd\" d=\"M82 1V4L81 5H84L83 3H86V1L88 2L89 0H81ZM80 0H32V14L30 12V16L32 17V23H33V26H32V30L33 28L36 29V30H33V32H30L28 38L30 37L31 38V41L30 43H28V46L30 44V49H32V46H35L33 47L34 49H37V52L35 55V53H32V55L29 56V61L32 60V57L34 58L31 63L32 65H34V72H33V80H34V83H33V86H31L30 90L35 89L32 91H30V93H28L27 95L30 96V99L28 96H23V95H20L18 96V102L16 104V112L14 110L13 114L16 115V118H15V115H14V119L15 122L12 126V129L9 133V139L8 141H10L8 147L5 149V150H1L0 151V179H3L5 181H7L9 179V183H8V189H9V196L10 198L8 197L7 200L5 201V203L0 206V232H2L3 234L7 231V233L9 232V229H10V213L12 212L13 209H18L20 208V210L24 211L26 214L28 215H37L43 207H40L33 205L34 203H32L31 201L34 202V200H38V195L36 192V189H37V181H38V174L40 175V167L42 168L43 166H49L48 168L50 169V166L51 168H55L54 166H52V160L50 159H53L54 157V153L53 155H51L52 153H47V151L43 148H34L33 146V138L36 137V134L41 137L40 139L42 140H50L54 143L55 146H60V145H57V143L60 144L62 143L61 141L63 140L64 141V138L70 142L69 143V146H68V150H67V147H66V152H68L70 149H71V138H72V141H73V136H72V131L73 132H80L84 129V127L90 125L91 123H94L97 125L96 129V132L97 134L95 133L90 139L87 144V142L85 143L87 146V148L85 147V144H84V147L82 146V153H84V155L87 157L86 161L83 163V165L80 167L81 169L79 170V173H78V176H77V179L76 181H85V183L88 185L86 187L87 191L83 190L81 191L85 197V200L83 202L85 203H81L80 204V208L79 210L75 213L77 215L74 214L73 219V226L71 227L72 228V232H69L68 234L64 233V237L63 239L66 240L64 241L63 240V247L61 248L62 250L59 251V253L57 254L58 257H57V261L55 264H68V262L70 261L72 264H77L75 262L78 261L79 259V256L81 255V247L76 250L78 251H70L68 252L71 247L73 246V243H75V231L77 229V226H78V221H77V217L81 215V211H82V208L86 206H89L90 204H92L93 201L95 200H102V201H110L113 205V208H114V215L111 217V222L108 224V227L107 228V221L109 222L110 220H107L103 223V225H106L105 227L103 225V228H106L107 230V233H108V244L109 246L112 244L111 247V251L109 253V255L105 256L104 258L100 259V261H102L103 259V262L104 264H124L123 261H124V258L126 257V254L129 253V251L131 250L132 246L131 244L136 241L137 239V236L141 235L140 231H142L141 227L140 226H143L144 223H146L149 218H151V216L154 214H156L157 210H156V205L154 206L153 204L156 203V201L158 202L159 200V196L161 195L160 193V190H165L166 187H168L169 185V188L171 190V193H172V199H171V202H170V206H169V211H172V213L174 212H178L177 214L180 215V218L184 217V213L185 215L188 214L189 212H192L191 210H194V207L195 205H193L191 201V194L193 195L194 193H197L198 192V196L201 198L203 197V194L205 193V191H203V187L204 186H209L210 184H212L215 179H212L209 178L207 176V173H210V172H213V171H216L219 167L221 168V171L225 173H229V174H239L241 172H245V170L249 169L252 167V165L254 164V161L252 160H245L243 162V165L241 167H237V168H234L233 166L231 167L230 165V162L229 161H232L231 158H233L232 156V152L231 150H234L238 147V145L240 146V142H238L239 144H236L237 142H231V140H233V135H232V132L231 131V126L232 125H235L238 129H240V131L242 129H244V126L246 124L249 125V123L252 121L251 119L254 118V116L258 115V114H261L264 110V106L262 104H253L255 103L254 100H256V91L257 89H262L264 90V72L260 73V69L258 68H255L254 69L252 68L250 70L249 73H245L244 75V78H246V80H248L247 82L249 83L250 82V85L249 87L245 86V85H237V83H232V77L230 76V74L232 75L233 73V68H236L238 67V63L239 61L237 59H239L240 57L237 56L236 58V55H232L230 54L229 56L230 57V62L232 61V64H230V62L228 64L230 65H226L227 67H224L225 65H223L222 63L219 64V63H213L212 61V56L210 55V53L208 52L207 54H209V57L207 55V59L203 62V64L201 65L199 61V54L204 51L207 50V47L208 45L210 44L209 42H211V38H215L214 36L216 35L219 36V32L221 31L220 28L222 27L221 25H225L227 24V22L229 23L230 20L226 17H223V21L221 20L222 17L220 12H217L219 11V8L218 6H215V8L217 7L218 10L216 11L215 8L211 9V17L208 19V21H202L201 22V13L202 15L206 12V7L208 6H212L207 2L206 0V3L204 4V6L202 7V10L199 11L198 15H197V18H192V19H189L187 16H186V9L184 7H182V19H180V22L176 25V27L174 28V30H172L168 35V37H166L167 35H164L161 34L165 31V27H167L168 25V22L170 20V12L172 10V8L175 6L173 4V1L171 0H144L138 7V10L136 11V13L134 14H129L128 12L126 11H121V15L120 16V13L118 14V25L116 26H108V27H101L99 28V26L97 24H94V28H93V24L91 25V32L94 34L92 35L91 33V37H93L92 40L89 41V43L87 44L86 47L84 49V54L87 55L88 51H95V48L97 49L96 51L98 52V54H102V52H104L107 56L109 55V57H99L98 58V62H97V66L99 67V72H102L100 75L97 76L96 72L95 73H90L88 75H83L82 73H78V77H80V80L82 83H80V86L78 88V92L77 94L78 95H82L83 97H85V99L87 100V103H85V105L81 108H79V110L81 109V112L82 115V122L84 124H81L82 126L77 128L75 127L76 129H72V126L68 123L67 118H65L64 116H61L62 118H65V120H62L60 119V117H55V110L57 108V106H62V104L60 105L59 102H57V99H55V97L53 96V92L50 93V95L47 96V94H44V93H41V89L38 90V88H41V81H43L44 79H49L51 80L52 78V81L54 82V80H56L54 82L53 85H55L56 83L59 84V83H63L65 82L66 80V76L65 75H62L61 73H59L57 70H58V67L54 61V57H58V56H61L62 59H64V63H68L69 65H73L75 64L74 62L75 61H72L74 60V58L72 59L71 55H72V50L71 48L69 47V45L71 46L72 43L70 44L69 42L71 40H69V42H66L68 35H66L67 32H69L68 28H70L71 30V27L74 28V26L76 25H80V22L76 23V21L72 20V14L75 10L76 7H77V4L81 2ZM85 1V2H84ZM164 1V2H163ZM172 4H169L170 2ZM222 3H226L227 1V4L229 3V5H231L230 7H233V5L235 4L236 0H221ZM229 1H232V3L230 4ZM36 2V3H35ZM57 2V3H56ZM92 2V0H90L88 2V4ZM106 4V1L105 0H101L100 1V4ZM77 3V4H76ZM150 3V4H149ZM61 4V5H60ZM68 4V5H67ZM74 4L76 6H74ZM165 4V5H164ZM42 5V6H41ZM57 5V6H56ZM73 5V6H72ZM87 5V3L85 4ZM207 5V6H206ZM257 5H259V9H261L260 13H263L262 15V18H264V0H260V1H257ZM103 6V5H101ZM168 6V7H167ZM171 6V8H170ZM13 7L16 8V4L14 3L13 4ZM60 7V8H59ZM84 7V6H83ZM167 7V8H166ZM67 8V9H66ZM38 9V10H37ZM72 9V11H71ZM142 9V10H141ZM163 9V10H161ZM58 11V13L55 15V18H51L52 15H54V11ZM64 12H62V11ZM65 10V11H64ZM147 10V11H146ZM213 10V11H212ZM151 11V12H150ZM67 12H71L70 14ZM142 12V13H141ZM148 12V13H147ZM45 13V15H44ZM51 13V15H49ZM63 13V14H62ZM151 13V14H150ZM170 13V14H169ZM220 15H219V14ZM125 14V15H124ZM144 14V15H143ZM165 14V15H164ZM69 15V16H68ZM124 15V16H123ZM131 15V16H129ZM146 15V16H145ZM148 15V16H147ZM161 15H164V16H161ZM169 15V16H168ZM185 15V17H184ZM50 16V17H49ZM134 16L136 18H134ZM140 16V17H139ZM144 16V17H143ZM150 16V18H149ZM214 16V17H213ZM57 17V18H56ZM120 17V18H119ZM163 17V18H162ZM59 18V19H58ZM122 18V19H121ZM148 18V19H147ZM188 18L189 21H187L186 19ZM200 18V20H198ZM220 18V19H219ZM226 18V19H225ZM62 20V21H58V20ZM65 21H64V20ZM71 19V20H69ZM157 21H156V20ZM167 19V21H166ZM185 19V20H184ZM194 19V20H193ZM197 19V20H196ZM213 19V20H212ZM44 20V21H43ZM48 20V21H47ZM50 21V25H48ZM54 20V21H53ZM69 20V21H68ZM150 20V21H149ZM155 20V21H153ZM212 20V21H211ZM219 20V21H218ZM260 20L262 22H260ZM260 20H258V28L261 27V29L264 28V19H261L260 17ZM57 21V22H56ZM68 21V22H67ZM72 21V24H70ZM146 21V22H145ZM152 21V22H151ZM193 21V23H192ZM197 21V23H196ZM199 21V23H198ZM220 23H218V22ZM35 22V23H34ZM54 22V24L52 23ZM58 22H60L58 24ZM62 22V24H61ZM67 22V24H65ZM122 22V23H121ZM147 25H145V23ZM150 22V23H149ZM160 22V23H159ZM185 22V23H184ZM223 22V23H222ZM47 26H46V24ZM52 23V24H51ZM56 23V24H55ZM75 25H74V24ZM136 23V24H135ZM167 23V24H165ZM202 23V24H200ZM207 23V24H205ZM214 23V24H213ZM218 23V24H216ZM121 24V25H120ZM134 24V25H133ZM144 26H143V25ZM154 24V25H153ZM156 24V25H155ZM196 24V25H195ZM200 24V26L198 25ZM44 25V26H43ZM62 25V26H60ZM66 25V26H65ZM72 25V26H71ZM97 25V26H95ZM120 25V26H119ZM122 25L125 27H122ZM149 25V27H148ZM159 25V26H158ZM219 25V26H218ZM41 26L43 27H46L45 31H43V27L40 28ZM50 26V27H48ZM60 26L59 30H61V33L60 31H57L58 30V27ZM65 26V27H64ZM119 28H124L126 31L121 34V33H118L121 29H119L118 31V27ZM154 26V27H153ZM178 26V27H177ZM183 26V27H182ZM218 26V27H217ZM68 27V28H67ZM113 27L114 30H112L111 28ZM116 27V28H115ZM140 27V28H138ZM150 29H148V28ZM151 27V28H150ZM158 27V28H156ZM215 27V28H214ZM263 27V28H262ZM72 28V29H73ZM97 28V29H96ZM191 28V29H190ZM203 28V29H202ZM209 28V29H208ZM255 29H251V34L254 33L255 31H257V28L256 26L254 27ZM12 29H14V32H18V30L21 29V27L17 28V27H13ZM96 29V30H95ZM105 29V30H103ZM116 29V30H115ZM211 29V30H210ZM16 30V31H15ZM93 30V31H92ZM143 30V31H142ZM148 31V33L146 31ZM157 30V31H156ZM159 30V31H158ZM198 30V31H197ZM218 30V31H217ZM264 30V29H263ZM262 30V31H263ZM37 31V32H36ZM99 31H105V32H99ZM108 31V32H107ZM115 31V32H114ZM152 33H151V32ZM156 31V32H155ZM163 31V32H161ZM177 31V32H176ZM197 31V32H196ZM214 31V32H213ZM20 32V31H19ZM150 32V33H149ZM191 32V33H189ZM208 32V33H207ZM216 32V33H215ZM264 32V31H263ZM45 33V35H44ZM63 33V34H62ZM99 33V34H98ZM104 33V34H103ZM116 33V34H115ZM118 33V35H117ZM138 33V34H137ZM145 33V34H144ZM165 33V32H164ZM199 33V34H197ZM201 33V34H200ZM35 34L37 37H35ZM41 34V36H40ZM61 34V36H60ZM121 34V36H120ZM142 34V35H141ZM160 34V35H159ZM194 34H197V35H194ZM207 34H208V37H207ZM212 34V35H211ZM52 35V36H51ZM63 35V36H62ZM98 35V36H97ZM111 35V36H109ZM117 35V37L115 36ZM125 35V36H124ZM137 37H136V36ZM186 35V36H185ZM211 37H210V36ZM49 36V37H48ZM94 36L96 37V40L94 38ZM103 36V37H102ZM153 36V37H152ZM213 36V37H212ZM47 37V39L45 38ZM57 37V38H56ZM60 37V39L58 38ZM65 37V38H64ZM98 37V38H97ZM121 37V38H120ZM135 37V38H134ZM208 39H207V38ZM29 38V39H30ZM39 40H38V39ZM56 38V40H55ZM64 38V39H63ZM111 38V39H110ZM113 38V39H112ZM117 38V39H116ZM124 38V39H123ZM146 40H143L145 39ZM160 42H159V40ZM190 38H191V41L193 38L194 41H192V44L191 47L187 48V52L185 54V56H183L182 58H179V59H173L172 56L174 53H176L177 51L179 50H183V48H185V45L186 46H189V44L191 43L190 41ZM28 39V40H29ZM36 39H37V42H36ZM59 39V40H58ZM106 39V40H105ZM189 39V40H188ZM42 40V41H40ZM46 40V42H45ZM60 40L62 41V44L60 42ZM65 40V41H64ZM100 40V41H99ZM105 40V41H104ZM108 40L110 41H113V42H108ZM123 42L127 47H130L133 43L134 44H139L141 45V47H139V49L133 53V56L135 54L134 59H131L129 63V67H131V70L129 72L128 75L124 76L122 79L123 81L121 80V82H115L116 84H118V88L117 90L115 89L117 86L116 84L114 85L112 82L115 81V79L117 78V71H118V68L120 67V65L124 64V61L125 58H124V54L121 52V51H118L114 48H110L108 43L109 44H114L116 42ZM156 40V41H155ZM45 43H44V42ZM97 41V43H96ZM137 43H136V42ZM155 42L153 44H151L152 42ZM175 41V42H174ZM208 41V42H207ZM42 42V44H41ZM57 42V43H56ZM91 42V43H90ZM103 42V43H102ZM105 42V43H104ZM108 42V43H106ZM130 42V43H129ZM145 42V44H144ZM159 42V43H158ZM164 42V43H163ZM44 43V44H43ZM51 43V44H50ZM93 43V45H92ZM149 43V44H148ZM159 44V47L158 45L156 44ZM172 43V44H171ZM178 43V44H177ZM186 43V44H185ZM53 44V45H52ZM57 44L56 48H57V52L60 50L62 52H56V49H55V45ZM59 44H61V46L59 47ZM101 44V45H100ZM128 44V45H127ZM130 44V45H129ZM144 44V45H143ZM39 45V46H38ZM66 45L68 48H66ZM91 45V48H89ZM107 45V46H106ZM144 47H143V46ZM151 45V46H150ZM179 45V46H178ZM183 45V46H182ZM203 45V46H202ZM207 45V46H206ZM37 46V47H36ZM45 46V47H44ZM95 46V48H94ZM103 46V47H102ZM147 46V47H146ZM150 46V47H149ZM153 46V47H152ZM195 46V47H194ZM44 47V48H43ZM104 47H107L105 48V50L103 49ZM154 48L156 47V49L154 50H150L149 48ZM163 47V48H162ZM180 47V48H179ZM194 47V48H193ZM206 47V48H205ZM59 48V49H58ZM94 48V49H93ZM110 48V49H109ZM142 48V49H140ZM161 48V49H160ZM201 48V49H200ZM39 49V50H38ZM53 49L55 50L54 53H53ZM68 49H70L71 51H69ZM90 49V50H89ZM102 49V51H101ZM108 49L110 52H108ZM178 49V50H176ZM197 49V50H196ZM99 50L101 51L99 53ZM107 50V51H106ZM141 50V52H140ZM87 51V52H86ZM95 51V52H96ZM116 51V53H115ZM151 51V52H150ZM196 51V53H195ZM41 52V54H39ZM42 52H43V56H42ZM55 52H56V56H55ZM68 52V53H67ZM96 52V53H97ZM107 52V53H106ZM261 52V53H260ZM53 53V55H51ZM71 53V54H70ZM138 53V54H137ZM259 53V54H258ZM60 54V55H59ZM263 54V55H262ZM137 55V56H136ZM191 55V56H190ZM256 55L261 57V58H264V52H262L260 49H257L256 51ZM32 56V57H31ZM65 56V57H64ZM169 56V57H168ZM31 57V58H30ZM51 57V58H50ZM53 57V58H52ZM228 57V56H227ZM36 58V59H35ZM67 58V59H66ZM69 58V59H68ZM103 58V59H102ZM108 58V59H107ZM140 58V59H139ZM229 58V57H228ZM31 59V60H30ZM52 59V61H51ZM72 59V60H71ZM99 59H102L101 61ZM167 62H166V60ZM169 59V61H168ZM36 60V61H34ZM170 60H174V62H170ZM182 60V61H180ZM198 60V61H197ZM68 61V62H67ZM72 61V62H71ZM107 62V63H104V62ZM123 61V62H122ZM138 61V62H137ZM175 61H177L175 63ZM229 61V60H228ZM21 64H20V68L22 67V61L20 60ZM36 62V63H34ZM37 62L39 64H37ZM54 62V64L52 63ZM100 62V64H99ZM127 62V63H128ZM134 62V63H133ZM152 62V63H150ZM52 65H51V64ZM71 63V64H70ZM121 63V64H120ZM126 63V62H125ZM136 63V65H135ZM179 63V64H178ZM237 63V64H235ZM19 64V62H17V65ZM118 64V65H117ZM162 64V65H161ZM170 64V66H169ZM71 65V66H72ZM157 65V66H156ZM160 65V66H159ZM198 65L200 67H198ZM213 65L212 67L215 69V71L217 72H224L221 76V79L220 82H218V84H216L215 87L211 88L209 90V92L204 96V98L202 99L203 101L201 102V106L200 105H194L192 102H190L188 99V97L190 96V94L194 91V85H195V79H196V75L198 74V72L200 70H204L206 68H208L209 66ZM232 65V66H231ZM36 66V67H35ZM38 66V67H37ZM46 66V67H45ZM49 66H52L51 68ZM56 66V67H54ZM71 66L69 68H71ZM119 66V67H118ZM148 66V67H147ZM149 66L151 67V69H153L155 75L157 76H154L155 79L153 81L152 79V83L153 85L151 86V88L149 89V92H147L145 95H144V98L142 101L143 103H141V108L138 109V112L136 111H133L131 110V108L129 107H132L136 104V102L138 101V98H140V95H141V92L142 91V87L141 85L144 84V80L145 78L143 76H145L144 74V71H145V68H146V71L147 69H149ZM155 66V68H154ZM186 66V67H185ZM190 66V68H189ZM221 66V67H220ZM228 66L230 68V70L228 69ZM236 66V67H235ZM19 68V65L17 66ZM40 67V68H39ZM232 67V68H231ZM40 70H39V69ZM156 68L159 72V73H156ZM176 68V69H175ZM200 68V69H199ZM225 68V69H224ZM227 68V69H226ZM56 70L54 71L55 73H53V70ZM139 69V70H138ZM144 71H143V70ZM224 69V70H223ZM233 69V70H232ZM51 70V72H50ZM192 70V71H191ZM219 70V71H218ZM145 71V72H146ZM156 71V72H155ZM165 71V72H164ZM198 71V72H197ZM38 72V73H37ZM48 72V73H47ZM163 72V74H162ZM189 72V73H188ZM231 72V73H230ZM253 72V73H252ZM257 72V73H256ZM40 73V74H39ZM46 73L49 75H46ZM54 75H52V74ZM98 73V72H97ZM161 73V74H160ZM168 75H167V74ZM253 74V75H250ZM39 74V75H37ZM57 74V76H56ZM61 76H60V75ZM96 74V75H95ZM104 76H103V75ZM159 74V75H157ZM226 76H225V75ZM229 74V76H228ZM35 75V76H34ZM142 75V76H141ZM39 76V77H38ZM45 78H44V77ZM60 76V77H59ZM63 76V78H62ZM115 76V77H114ZM187 76V77H186ZM225 76V77H224ZM251 76V77H250ZM57 77L56 79L53 80V78ZM66 77V78H64ZM128 77V78H127ZM161 77V78H160ZM185 77V78H184ZM22 78V77H21ZM82 78V79H81ZM114 78V79H113ZM126 78V79H125ZM140 78H144L142 80H140ZM159 78V79H158ZM228 78V79H227ZM36 79V80H35ZM39 79V80H38ZM42 79V80H41ZM60 79V80H59ZM64 81H63V80ZM109 79V80H108ZM186 79V80H185ZM261 79V80H260ZM263 79V80H262ZM19 82H22V79L18 78ZM59 80V82H58ZM87 82H86V81ZM140 80V81H139ZM159 80V81H158ZM226 80V82H225ZM255 82H254V81ZM39 81V82H38ZM61 81V82H60ZM108 81V82H107ZM143 83H142V82ZM123 82H125L123 84ZM157 82V83H156ZM228 82V84H227ZM230 82V83H229ZM254 82V83H253ZM35 84V85H34ZM39 84V86L37 85ZM141 84V85H140ZM232 84V85H231ZM239 84V83H238ZM256 84V85H255ZM121 85V86H120ZM136 85V86H135ZM157 85V86H156ZM116 86V87H114ZM125 86V87H124ZM184 86V87H183ZM228 86V88H227ZM257 86V87H256ZM38 87V88H37ZM114 87V88H113ZM122 87V88H121ZM127 87V88H126ZM236 87V88H235ZM263 87V88H262ZM112 88L115 90L112 94ZM121 88V90H120ZM192 88V89H190ZM227 88V89H226ZM253 88V89H252ZM55 89L54 86H52V90ZM153 89V90H152ZM155 89V90H154ZM189 89V90H188ZM232 89V90H231ZM235 89H238V90H235ZM36 90V91H35ZM152 90V91H150ZM225 90V91H224ZM38 91V93H37ZM192 91V92H191ZM217 91V92H216ZM220 91V92H219ZM228 91V92H227ZM234 91V94L233 92ZM242 91V92H241ZM250 91V92H249ZM7 91L4 92L3 96V101H10L12 100L13 98H15V96H13L14 94L10 91L7 92ZM35 92V93H33ZM83 92V93H82ZM104 92V93H103ZM118 92V93H117ZM140 92V93H139ZM111 93V94H110ZM115 93V94H114ZM134 93V94H133ZM161 93V94H160ZM241 93V94H240ZM249 93V94H248ZM34 96H33V95ZM43 94V96H42ZM173 94V95H172ZM189 94V95H188ZM212 94V95H211ZM9 95V96H8ZM36 95V96H35ZM39 95V97H38ZM87 95V96H85ZM164 95V96H163ZM186 95V96H185ZM214 95V96H213ZM219 95V96H218ZM242 95V96H241ZM247 95V96H246ZM255 95V96H254ZM13 96V97H12ZM34 100H33V97ZM41 96V97H40ZM106 96V97H105ZM167 96V97H166ZM172 96V97H171ZM211 99H210V97ZM229 96V97H228ZM246 96V97H244ZM21 97V98H20ZM23 97H25L26 99H24ZM38 97V98H37ZM104 97V98H103ZM119 97V98H118ZM156 97V98H155ZM187 97V99H186ZM232 97V98H231ZM252 97V98H251ZM39 98H42V102L41 100H39ZM45 98V99H44ZM51 98V99H50ZM56 100L54 101L53 100ZM121 98H126L128 100H125L127 103V112L129 113L128 117H127V112H121V111H117L116 110V107H117V102H119L121 100ZM130 98V99H129ZM133 98V99H132ZM158 98V99H157ZM225 98V99H224ZM248 98V99H247ZM101 99H106L105 101V106H101V103H103V100ZM156 99V100H155ZM163 99V100H162ZM214 99V100H213ZM230 99V100H229ZM239 99V100H238ZM31 100V101H30ZM39 100V101H37ZM52 100V101H51ZM116 100V101H115ZM119 100V101H118ZM132 100V102H131ZM187 100V101H186ZM211 100V101H210ZM246 100V102H245ZM22 101V102H21ZM30 101V103H29ZM34 101V102H32ZM51 101V102H49ZM135 101V102H133ZM154 101V102H153ZM161 101V102H160ZM250 101H251V104H250ZM41 102V103H40ZM45 102V103H44ZM184 102V103H183ZM204 102V103H203ZM27 105H26V104ZM33 103V104H31ZM39 105H38V104ZM51 103V104H50ZM30 104V105H29ZM35 104H36V107H35ZM41 104V105H40ZM45 104V105H44ZM49 104V107L48 105ZM188 104V105H187ZM204 104V105H203ZM216 104V105H215ZM218 104V105H217ZM234 104V105H233ZM29 105V106H28ZM56 105V106H54ZM99 105V106H98ZM182 105L185 107H182ZM216 108L214 110V107ZM248 105H253L254 108H255V114L253 113V117H249L251 116L250 113L246 114L245 116L249 117V118H246L245 116L243 117L242 120H237V115L245 110H247L248 108ZM257 107H256V106ZM262 105V106H261ZM47 106V107H46ZM70 106V107H69ZM103 108H101V107ZM187 106V107H186ZM231 106V108H230ZM261 106V107H260ZM39 107V108H38ZM44 107H46V109H44ZM56 107V108H54ZM233 107V108H232ZM259 107V109H258ZM26 108V110H25ZM36 108V109H35ZM51 108V109H50ZM68 110H71V108L73 109L74 107L71 106V105H67L66 107ZM97 108V109H96ZM102 110H100V109ZM133 108V107H132ZM149 108H151L149 110ZM170 108V109H168ZM183 112H182V109ZM191 111H190V109ZM230 108V109H229ZM243 108V109H242ZM29 109H32V114L30 115V117L28 118V116L25 114L27 112H24V111H28ZM35 109V112H33ZM99 109V110H98ZM227 109V110H226ZM245 109V110H244ZM262 109V110H260ZM21 110V111H20ZM41 110H44L42 112H40ZM54 110V111H53ZM140 110V111H139ZM162 110V111H161ZM193 110H195L193 112ZM226 112H225V111ZM236 110V111H235ZM48 111V113H47ZM102 111V112H100ZM117 111V112H115ZM142 111V112H141ZM149 111V112H148ZM220 111V113H219ZM258 111V112H257ZM262 111V112H261ZM23 112V114H22ZM38 112H39V115H38ZM95 112V113H94ZM102 113L101 115L99 114ZM104 112V113H103ZM121 112V113H120ZM135 115H134V113ZM141 112V113H140ZM160 112H161V115H160ZM214 112V113H213ZM217 112V113H216ZM229 112V114H228ZM257 112V113H256ZM94 113V114H93ZM115 113V114H114ZM117 113V114H116ZM124 113V114H123ZM126 113V114H125ZM131 113V114H130ZM133 113V114H132ZM137 113V114H136ZM157 113V115H156ZM222 113V114H221ZM226 113V114H225ZM41 114H44V115H41ZM120 114H122V116H120ZM172 114V115H171ZM216 116H214V115ZM233 114V115H232ZM18 115L20 117H18ZM22 115V117H21ZM24 115V116H23ZM34 115V116H33ZM92 115V117H91ZM96 115V116H95ZM116 115V116H115ZM138 115V116H137ZM154 115L155 116V119L156 117L161 116L160 119H158L156 122H153L155 121L154 119ZM185 117H184V116ZM195 115V116H194ZM226 115V116H225ZM33 116V117H32ZM36 116V117H35ZM44 116V117H43ZM103 116V117H102ZM207 116V117H206ZM213 116V117H212ZM228 116V117H227ZM26 117V119L24 118ZM47 117V119H46ZM92 119H91V118ZM122 117V118H121ZM227 117V118H226ZM33 118V119H32ZM35 118V120H34ZM53 118V120H52ZM85 118V119H84ZM105 118V119H104ZM135 118V119H134ZM152 118V119H150ZM207 118V119H206ZM27 119H29L27 121ZM60 119V120H59ZM94 119V120H93ZM18 120V121H17ZM34 120V121H33ZM49 120V121H48ZM51 120V121H50ZM86 120V121H85ZM91 120V121H90ZM100 120V121H99ZM137 120V121H136ZM144 120V121H143ZM151 120V121H150ZM176 120V121H175ZM182 120V121H181ZM211 120H214L218 126V135L217 137L219 138V140L217 139V145L215 149V151L213 150V152L211 154H208L209 156L207 157V149H204L200 147H197L200 149V151H202L203 149V152L205 154V157H199V156H195V147H194V144H196L197 142V139L199 140V135H200V132H201V129L203 128V126L208 123L209 121ZM251 120V121H250ZM20 121V122H19ZM23 121H25L26 123H24ZM37 121V122H36ZM45 121V122H44ZM57 121L59 122V124L57 123ZM102 121V122H101ZM126 121V122H125ZM135 121V122H134ZM159 121V122H158ZM161 121V122H160ZM231 121V122H230ZM247 121L246 123H243ZM52 122V123H51ZM87 122V124L85 123ZM98 122V123H97ZM101 122V123H100ZM110 122V123H109ZM129 122V124H128ZM131 122V123H130ZM148 122V123H147ZM170 122V123H167ZM178 122V123H176ZM190 122V123H189ZM196 122V123H195ZM235 122V124H234ZM241 122V124H239ZM16 123V124H15ZM29 123V124H28ZM40 123V125H39ZM54 123V124H53ZM64 123V125H62ZM121 123V124H120ZM127 123V124H125ZM147 123V125H146ZM154 123V124H153ZM157 123V124H156ZM182 123V124H181ZM184 123V125H183ZM205 123V124H204ZM222 123V124H221ZM227 123V124H226ZM25 124V125H24ZM45 124V125H44ZM57 124V125H56ZM98 124L100 125V127L98 128ZM131 124L133 126H131ZM141 124V126H139ZM145 124V125H144ZM149 124V125H148ZM165 124V125H164ZM189 124V125H188ZM194 124V125H193ZM221 124V125H220ZM243 124V125H242ZM23 125V126H22ZM56 125V126H55ZM67 125V126H66ZM110 125V126H109ZM128 127H127V126ZM152 125V127H151ZM179 125V126H178ZM184 127H182V126ZM27 126L25 129L24 127ZM38 126V127H37ZM58 126V127H57ZM60 126V127H59ZM117 126V127H116ZM125 126V127H124ZM131 126V127H130ZM150 126V127H149ZM37 127V130L34 129ZM48 127V128H47ZM55 127V128H54ZM83 127V128H82ZM147 127H149L147 129ZM176 127V128H175ZM243 127V128H242ZM54 128V130H53ZM101 128V129H100ZM106 128V129H105ZM112 128H114L115 130H112ZM129 128V130H128ZM174 128V129H173ZM194 128V129H193ZM201 128V129H200ZM227 128V129H226ZM18 129V130H17ZM67 129V130H66ZM70 129L72 130L71 133H70ZM100 129V131H99ZM109 129H110V132L112 131L113 134H115V131L118 135V132H119V135H121L120 137L117 136L116 137V142L114 141L115 144L119 143L118 145H114L113 143V139L111 137V133L109 132ZM122 129V130H121ZM126 129V130H125ZM146 129V131H145ZM151 129V130H150ZM184 129V130H183ZM229 129V130H228ZM260 129L261 132H260ZM22 130H26L25 132H23ZM59 130V131H58ZM66 130V131H65ZM118 130V131H117ZM140 130V131H139ZM156 130V131H155ZM191 130V131H190ZM228 130V131H227ZM263 128L261 127H257L254 129L253 133L251 134V137L250 135L247 137V140H252L253 139V136L256 135V133H262L263 132ZM19 131V132H18ZM31 131H33L35 133V136L33 135L34 133H32ZM39 133H38V132ZM42 131V132H41ZM55 131V132H53ZM129 131V132H128ZM143 131V132H142ZM150 131V132H149ZM160 131V132H159ZM177 131V132H176ZM258 131V132H256ZM17 132V133H16ZM45 132V133H43ZM59 132V133H58ZM107 132V133H106ZM181 134H180V133ZM256 132V133H255ZM55 133V134H54ZM64 133H67V134H64ZM71 134V137L69 138L70 134ZM122 133V134H121ZM140 133V134H139ZM150 133V134H149ZM169 133V134H168ZM190 133V134H189ZM198 133V134H197ZM11 134V135H10ZM17 134V135H16ZM19 134V135H18ZM21 134V135H20ZM25 134V135H24ZM43 134V135H42ZM47 134V135H46ZM51 134V135H50ZM109 134V135H108ZM134 134V135H133ZM137 134V135H136ZM140 136H139V135ZM177 134V135H176ZM183 134V135H182ZM31 135V136H30ZM48 135H50L48 137ZM133 135V136H132ZM142 135V136H141ZM13 136V137H12ZM30 136V137H29ZM47 136V137H46ZM66 136V137H65ZM68 136V137H67ZM96 136V137H95ZM108 136V137H107ZM158 136V137H157ZM173 136L176 138H173ZM180 136V137H179ZM186 136V137H185ZM21 137V139H20ZM24 137V138H23ZM27 137V138H26ZM43 137V138H42ZM55 137V139H54ZM95 137V138H94ZM148 137V138H147ZM182 137V138H181ZM216 137V138H217ZM18 140H17V139ZM47 138V139H45ZM108 138V139H107ZM118 138V139H117ZM123 138V139H122ZM147 138V139H146ZM173 138V139H172ZM178 138V139H177ZM181 138V139H180ZM186 138V139H185ZM32 139V141H30ZM57 139V140H56ZM93 141H92V140ZM112 139V141H111ZM120 139V140H119ZM143 139V140H142ZM185 139V140H183ZM21 140V141H20ZM29 142H28V141ZM136 140V141H135ZM162 140V142L160 143V141ZM171 140V141H170ZM174 140V141H173ZM17 141V142H16ZM111 141V143H110ZM128 141V142H127ZM135 141V143H134ZM138 141V142H137ZM173 141V142H172ZM178 141V142H177ZM183 141V142H182ZM28 142V143H27ZM134 144H132V143ZM176 142V143H175ZM230 142V143H229ZM16 143V144H15ZM18 143V144H17ZM130 143V144H129ZM175 143V144H174ZM193 143V144H192ZM219 143V144H218ZM235 143V144H234ZM31 144V145H30ZM112 144V145H111ZM137 144V145H136ZM169 144V145H168ZM182 144V145H181ZM190 144V145H189ZM221 144V145H220ZM15 145V146H14ZM20 145V146H19ZM109 145V146H108ZM111 145V146H110ZM133 145V146H132ZM150 146L152 147L154 150L157 149V151H161L160 149H163L161 152V158H160V163L156 164V166H152L149 171L151 172L150 174L149 173H146L148 174V176L146 175L147 178V182L144 181V184L142 185V189H146V186L145 184L149 186L150 188V196H149V199L151 200H147L148 202H150V204H148L149 206H146L147 209L143 208L144 210L140 211V215L138 213V215L140 216H135L139 222L134 219V214L136 213V211L138 210V207L134 198L133 199H128V201L126 202L125 200H120L119 199V196L117 195L118 194V190L121 186V182H123V179L125 177V165H126V162L129 158V153H131L132 150H137V149H140L144 146ZM172 145V146H171ZM174 145V146H173ZM230 145V146H229ZM237 147H236V146ZM12 146V147H11ZM17 146V148H15ZM23 146V147H22ZM115 146H116V149H115ZM128 146V147H127ZM132 146V147H131ZM140 146V148H139ZM232 146V147H231ZM14 147V149H13ZM30 147V148H28ZM135 147V148H133ZM163 147V148H162ZM171 147V148H170ZM177 147V148H176ZM189 147V148H187ZM203 147V146H202ZM229 147V148H228ZM236 147V148H235ZM22 151H20L21 149ZM32 148V149H31ZM83 148L85 149L83 151ZM97 148V149H96ZM133 148V149H131ZM174 148V152L172 151ZM228 148V149H226ZM17 151H16V150ZM20 149V150H19ZM38 149V150H37ZM95 149V150H94ZM120 149V150H119ZM125 149V150H124ZM159 149V150H158ZM192 149V150H191ZM13 150V152H12ZM25 150V151H24ZM43 150H45L43 152ZM65 150L61 151V154L59 155H64L65 154ZM115 150H117L115 152ZM128 150V151H127ZM131 150V151H129ZM177 150V151H176ZM225 150V151H224ZM228 150L231 152V155L230 153L228 152ZM16 151V152H15ZM22 154V157H21V154H20V158H18V155L19 153ZM29 151V152H28ZM38 151H39V155H38ZM87 151V152H86ZM97 153H96V152ZM119 151L120 154H118L117 152ZM171 151V152H170ZM189 153H187V152ZM194 151V152H193ZM23 152V153H22ZM26 152H28V154L30 155L31 152V155L32 157H30L29 155L26 156ZM43 152V153H42ZM89 152V153H88ZM95 152V153H94ZM99 152V153H98ZM107 152V153H106ZM178 152V154H177ZM193 152V153H192ZM9 153V154H8ZM26 153V154H25ZM59 153V152H58ZM94 153V154H92ZM113 153H115L114 155H112ZM192 153V154H191ZM5 154V155H4ZM34 154V155H33ZM57 154V153H56ZM55 154V155H56ZM170 154V155H169ZM191 154V155H190ZM224 154H227V155H224ZM10 155V156H9ZM15 155V156H14ZM52 157H51V156ZM58 155V154H57ZM89 155V156H88ZM172 155V156H171ZM177 155V156H176ZM187 155V156H186ZM190 155V156H189ZM230 158H229V156ZM264 153L261 151L260 153H258V157L260 159V157H264L263 156ZM9 157L7 163L4 164L5 160L3 161V159L5 157ZM26 156V157H25ZM91 156V157H90ZM113 156V158H111ZM116 156V157H114ZM16 157V158H15ZM28 157V159H27ZM29 157L33 160V158L35 157L36 159V162H37V172L35 171V174L33 175V179H32V184H30V186H32V189L31 187L29 188L30 192H29V195L26 196L25 198L23 197V192H22V188H19L20 186L22 187L23 185V180H24V177H25V174H26V171L23 170L24 168L26 169L27 168V165L28 163L31 161L29 160ZM48 157V158H47ZM51 157V158H50ZM110 157V158H108ZM174 157V158H173ZM3 158V159H2ZM26 158V159H25ZM92 158V160H91ZM191 158V162H190V169L189 172L190 174H192V176L190 175L189 176V180H188V175H185L184 178L182 179V184L180 183V185H173L171 186L170 185V176L172 175V173L176 170V168L183 162H185L187 159H190ZM196 158V159H195ZM204 158L206 160H204ZM224 158V159H223ZM20 161V164H19V161ZM42 159V160H41ZM108 159V160H107ZM110 159V160H109ZM201 159V160H200ZM230 159V160H229ZM22 160V162H21ZM29 160V162H28ZM38 160V161H37ZM41 160V161H40ZM87 160L89 162H87ZM166 160V161H165ZM27 161V162H25ZM44 161V162H43ZM94 161V162H93ZM107 161V162H106ZM222 161V163H221ZM228 161V162H227ZM11 162V163H10ZM16 162V163H14ZM25 162V163H24ZM41 162V163H39ZM47 162V163H46ZM87 162V163H86ZM106 163V167L109 168L110 170H108L110 173H108V178L110 176V178L108 179V181L110 182V187L109 189H102L101 187L98 186L97 183H99V176H98V169H99V166L100 165H105ZM174 162V163H173ZM18 163V164H17ZM103 163V164H102ZM170 163V165H169ZM172 163V164H171ZM193 163V164H192ZM221 165H220V164ZM25 164V166L23 167V165ZM90 164V165H89ZM110 164V165H109ZM164 164V165H163ZM177 164V166H176ZM223 164V165H222ZM229 164V165H228ZM228 165V166H227ZM10 166V167H9ZM18 166V168L16 167ZM86 166V167H85ZM113 166V167H111ZM7 167V168H6ZM83 167V168H82ZM248 167V168H247ZM4 168V169H3ZM91 168V170H90ZM95 168L96 171L94 170ZM153 168V169H152ZM171 168V169H170ZM239 168V169H238ZM88 169V170H87ZM152 169V170H151ZM168 169V170H166ZM231 169V171H230ZM235 169V170H233ZM237 169V170H236ZM244 169V170H243ZM52 170V169H50ZM86 171L85 175H84V172ZM93 170V171H92ZM157 170V171H156ZM241 170V171H240ZM4 174H3V172ZM23 171V172H22ZM148 171V172H149ZM248 171V170H247ZM15 172V173H14ZM89 172V173H88ZM153 172V173H152ZM155 172V173H154ZM159 172V173H157ZM166 173L163 174V173ZM2 173V174H1ZM14 173V174H13ZM97 173V174H96ZM122 173V174H121ZM157 173V176H160L162 178V180L160 179V181L162 182H158L157 185H155V188L153 189V185L150 184V178L152 177V175H156ZM163 175H161V174ZM8 174V175H7ZM23 174V176H22ZM159 174V175H158ZM16 175V176H15ZM82 175V176H81ZM86 175H87V178H86ZM90 175V177L88 176ZM124 176V177H123ZM164 176V177H162ZM204 176V177H202ZM7 177V178H6ZM22 177V178H21ZM81 177V178H79ZM200 177V178H199ZM6 178V179H5ZM85 180H84V179ZM89 178V179H88ZM165 178V179H163ZM187 178V180H186ZM199 178V179H198ZM209 178V180L207 179ZM35 179V180H34ZM98 179V180H97ZM121 179V181H119ZM12 180V181H11ZM33 180L35 183H33ZM185 182V186H184V182ZM200 180V181H199ZM214 180V181H213ZM261 180V181H260ZM191 181V183H190ZM264 178H260L258 179L257 181V186H259V184H264ZM89 182V184H88ZM94 182V183H93ZM114 182V183H113ZM149 182V183H148ZM201 183V185L199 184V187H200V190L197 191L195 190L196 189V184L197 183ZM21 183V184H20ZM113 183V184H112ZM193 183V184H192ZM259 183V184H258ZM34 185L36 187H34ZM94 185V186H93ZM97 185V186H96ZM161 185V186H160ZM204 185V186H202ZM260 187H262V189L259 187H257L258 189H255V191L253 192V196H254V202H255V208L253 207H247V201L243 202L242 203L240 202L239 205L237 206V212L235 215H233V219H239V221H241L242 223V229L241 230V236L243 235H246L244 233L247 232L248 234V231L250 232V229L258 232V234L261 236V238L264 237V185H262ZM116 186V187H115ZM145 186V187H144ZM171 186V187H170ZM201 186H202V189H201ZM119 187V188H118ZM164 189H163V188ZM223 187V188H222ZM256 187V186H255ZM254 187V188H255ZM35 188V190H33ZM148 188V189H149ZM159 188V189H158ZM180 188V189H179ZM21 189V190H20ZM113 189V190H112ZM118 189V190H116ZM157 189V190H156ZM190 189V190H189ZM227 189V183L224 182L222 183L221 185V189H220V192L218 194V196L220 195V197H216L215 199V203L217 204V206L221 207L223 206V208L226 207V205H223V199H222V194L223 192H225V190ZM95 192H94V191ZM192 190V191H191ZM223 190V191H222ZM109 191V192H108ZM189 191V192H188ZM195 191V192H194ZM203 191V193H202ZM80 192V194H82ZM115 192V193H114ZM156 192V193H155ZM187 192V193H186ZM19 193V195H18ZM86 193V194H85ZM98 193V194H97ZM109 193V194H108ZM158 193L160 195H158ZM163 193V191H162ZM200 193V194H199ZM17 194V195H16ZM23 194V195H22ZM35 195H37L35 198ZM88 194V195H87ZM202 194V195H201ZM86 195V196H85ZM34 196V197H33ZM157 196V198H155ZM184 196V197H183ZM188 196V197H187ZM19 197V198H18ZM109 197V198H107ZM118 197V198H116ZM190 197V198H189ZM197 197V199H201ZM35 198V199H34ZM152 198V199H151ZM154 198V199H153ZM176 198V199H175ZM15 199V200H13ZM93 199V200H92ZM158 199V200H157ZM183 199V200H182ZM186 199V200H185ZM30 200V201H29ZM35 200V201H36ZM134 200V201H133ZM156 200V201H155ZM221 200V201H220ZM8 201V203H7ZM120 201V203H119ZM125 201V202H124ZM155 201V202H154ZM187 201V202H186ZM217 201V202H216ZM20 202V203H19ZM29 202V203H28ZM90 202V203H89ZM135 202V203H134ZM147 202V203H148ZM151 202H153L151 204ZM172 202H173V205H172ZM177 202V203H176ZM185 202V203H184ZM16 204V206H13L12 210H11V206L13 204ZM19 203V204H18ZM27 203V204H26ZM180 203V204H179ZM189 203V204H188ZM259 203V204H258ZM14 204V205H15ZM22 204V205H21ZM25 204V205H24ZM29 204V205H28ZM87 204V205H86ZM157 204V203H156ZM221 204V205H220ZM30 205L33 207H30ZM67 205V203H66ZM115 205V206H114ZM190 205V206H189ZM192 205V206H191ZM28 206V207H27ZM210 206L212 205H209L207 208H205L203 211H202V214L200 215V218L197 220V222H201L202 220H204L206 217H208L209 215V210H210ZM243 206V207H242ZM261 206V207H259ZM5 207V208H4ZM9 207V208H8ZM120 207V208H119ZM122 207V208H121ZM149 207V208H148ZM182 207V208H181ZM3 208V209H2ZM24 208V210H23ZM37 208V209H36ZM39 208V210H38ZM136 208V210H134ZM185 208V209H184ZM8 209V210H7ZM30 211H29V210ZM33 209V210H32ZM149 209V210H148ZM154 209V211H153ZM177 209V210H176ZM256 209V210H255ZM8 212H7V211ZM146 210V211H145ZM174 210V211H173ZM179 210V211H178ZM185 210V211H184ZM248 210V211H247ZM260 210V211H259ZM11 211V212H10ZM145 211V212H144ZM247 211V212H246ZM10 212V213H9ZM120 212V213H119ZM130 212V213H129ZM144 213V215H143ZM149 213V214H148ZM183 213V214H182ZM242 213V214H240ZM4 214V216H3ZM116 214V215H115ZM129 214V215H128ZM132 214V215H131ZM175 214V213H174ZM8 215V216H7ZM120 215V216H119ZM6 216V217H5ZM68 214L64 215L63 216V219L62 220V223H61V226L59 227H55L54 229L52 228L48 233V236L46 238V240L48 241L47 242V245L49 248H52L50 250L53 251L54 246L57 244V241L55 243V240L56 239L55 237H57L59 234H62L63 233V228H65V226H69V220H68ZM75 217V219H74ZM81 217V216H80ZM143 217V219H142ZM237 217V218H236ZM244 219H243V218ZM147 218V219H146ZM242 218V219H241ZM4 220V221H3ZM6 220V221H5ZM8 220V221H7ZM78 220H80V218H78ZM141 220V221H140ZM143 220V221H142ZM68 221V222H67ZM129 221V222H128ZM133 221V222H132ZM135 221V222H134ZM114 222V223H113ZM138 224H137V223ZM67 223V224H66ZM258 223V224H257ZM7 224V225H6ZM63 224V225H62ZM66 224V225H65ZM111 224V225H110ZM134 224V225H133ZM141 224V225H140ZM263 224V225H262ZM24 225V224H23ZM114 225V226H113ZM140 225V226H138ZM245 225V226H243ZM26 226V224H25ZM228 226V227H227ZM6 227V228H5ZM31 224L28 225V228H27V231L28 232H24V238L25 239H28L27 236L30 234L31 231H33L31 228ZM247 227V228H246ZM250 227V228H249ZM256 227V228H255ZM258 227H260L258 229ZM2 228V230H1ZM5 228V229H4ZM115 228V229H114ZM118 228V230H117ZM133 228V229H132ZM175 228V229H174ZM178 229V226L174 225L172 227V229H170L169 231L167 229H163L162 228V233L159 237V244H161L162 246L161 247H166L168 241L171 239L172 235L175 231L174 230H177ZM223 228V226H222ZM220 229V233H229L230 231L228 229L231 228L230 224H225L224 225V230L223 229ZM30 231H29V230ZM258 229V230H257ZM166 231V233H165ZM261 233H260V232ZM60 232V233H59ZM109 232H110V235H109ZM115 232V233H114ZM191 232V231H190ZM189 232V234H190ZM244 232V233H243ZM57 233V234H56ZM59 233V234H58ZM117 233V234H116ZM28 234V235H27ZM55 236H53V235ZM113 234V235H112ZM1 235V234H0ZM27 235V236H25ZM74 235V236H73ZM137 235V236H136ZM113 236V237H112ZM129 236V237H128ZM186 236H189L188 233H186ZM74 237V238H73ZM112 237V238H111ZM51 238L54 240H51ZM128 238V239H127ZM123 239V240H122ZM57 240V239H56ZM123 242H122V241ZM134 240V242H133ZM18 241H20V239H16L15 240V244L17 243ZM50 241V242H49ZM74 241V242H73ZM111 241V243H110ZM121 241V242H120ZM161 241V242H160ZM167 241V242H166ZM113 242V243H112ZM256 241H253V243H249V245L246 247L247 250L245 249L246 252H244V256L247 255V257H252V256H258L254 261H251V262H247L246 264H264V253H259L258 250H256L258 247H257V242L255 243ZM50 243V244H49ZM121 243V244H120ZM129 243V245H128ZM53 244V245H52ZM118 244V245H117ZM132 244V245H133ZM52 247H51V246ZM122 245V247L120 246ZM129 246H131V248H129ZM116 247V248H115ZM128 247V248H127ZM81 249V250H80ZM164 249V248H163ZM230 248L229 247H226L224 250L225 253H227V251H231L229 250ZM128 250V251H127ZM153 251L155 250V248L152 249ZM67 252L69 253V255L67 254ZM113 252V253H112ZM125 252V254H124ZM155 252V251H154ZM1 250H0V255L2 257V254H4V256L2 257V259H0V264H18L13 258H16L15 256L16 255H9L4 252L2 253ZM71 253V254H70ZM7 254V255H6ZM124 254V255H123ZM113 255V256H112ZM60 256V257H59ZM74 256H75V259H74ZM9 259H8V258ZM63 257L65 259H63ZM69 257V258H68ZM71 257V258H70ZM108 257V258H107ZM114 257L115 260H114ZM12 258V259H10ZM73 258V259H72ZM177 256L175 257L176 260H174L175 263H179L180 262V258H178L179 260H177ZM260 258V259H259ZM216 259H217V262L219 263V261L221 260V255L220 254H217L216 255ZM23 260V259H22ZM59 260V261H58ZM74 262H72V261ZM108 260V262H107ZM114 260V261H113ZM10 261V262H9ZM12 261V263H11ZM111 261V262H110ZM113 261V262H112ZM177 261V262H176ZM203 259L201 258L199 263H202ZM249 261V260H248ZM69 262V263H70ZM70 263V264H71ZM232 264H237V263H232Z\"/></svg>",
	"mask_w": 264,
	"mask_h": 264
}]
</instances>
